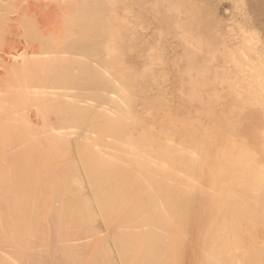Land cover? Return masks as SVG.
Segmentation results:
<instances>
[{"label":"bare ground","instance_id":"1","mask_svg":"<svg viewBox=\"0 0 264 264\" xmlns=\"http://www.w3.org/2000/svg\"><path fill=\"white\" fill-rule=\"evenodd\" d=\"M9 1H10V3H12V0H9ZM9 1L8 2H6V0L4 1V2H6L8 4V7H10ZM28 1H30V0H28ZM78 1L80 2V0H78ZM78 1L76 0V2H78ZM102 1H105L106 4L108 3L110 5H108L109 6L108 10L105 9V11H107V13L104 14V17H101V15H98L99 18L101 17V19H100L101 22H100V24H98L100 26L97 27L99 29H97V28L94 27L93 22H92V24L90 23L91 26L94 27L93 31L96 29L92 33L93 34V39L91 40L90 43L85 44V45H83V43L82 44L79 43L80 46L83 45L82 51H83V54H84V56H83L84 58L81 60L80 64H76V66L73 65V66H75V67H73V70H71L70 72L68 70V73L69 74L64 69H62V70H64V72L63 71L62 72L64 73L63 77H65V78L63 80L61 79V82L62 83L60 85H62V86H57L56 87L57 89L54 88L55 90L49 88V87H51V85L49 86V82H48V79H50L52 77V74H54V72L52 74H50L51 76L50 75L48 76V74L50 73V69L49 68L50 67L53 68L55 66L56 62H57L58 52H56V51L55 52L53 51V53H47V52H49L51 50V47H53L51 45H54V44H50V41H52L51 43H55V44H57L59 42V39L58 38H57L58 39V42H56V40H57V39L55 40V36L56 35L55 36H54V34L52 35L51 32L53 33V31H54V33H55L56 30H58V26L60 27L61 24H65L66 22H64V21L66 20L65 19L66 17L64 18V21L61 20L64 23H60V24H57L56 25V24H54L55 22L54 23L51 22L50 25H49L48 22L49 21H52L55 18L54 15H56V13H54V12L53 13H50V17L51 16H53V17H51L52 20H50V18H49V21L46 20V18H42L43 20H39L40 18L38 19V17H37V15L39 14V12H37L38 14L36 13L37 15L34 13L35 16H36V18H37V21L36 20H33V21H36L38 23L37 25H39V26L36 25L37 27L34 28L35 29V32L37 33L36 29L38 27H39L38 28L39 31L41 32V34H40L41 37L40 36L39 37L36 36V35H38V33L37 34L35 33L36 35L34 37L35 38H42L41 39V42H39L40 45L38 43L35 44V45H37L36 47L39 46L38 47L39 50H41L43 52V54H45L44 55V58L41 56L43 58V62L42 61L41 62H42V64L45 65V67L43 66L42 68H39L38 69L36 66H34V64H36L37 61L35 60L36 58L34 59V57L31 56L32 53H33L32 52V49H34V47L31 46L30 44L29 45L31 47L29 49H31V54L27 55V51L25 53V50H23L21 53H24L27 56L24 55V57H23V55H22L23 58L20 57V56L19 57L22 58L24 62L26 61L27 57H29L27 59V65H28V62L31 59H34V60H31L30 61L31 63L29 62V64H32L31 67H30V65H28V67L27 66L26 67L27 68H29V67L32 68L34 66L33 70H35L37 68L36 70H38V72L37 71H33L32 72V69H31V72L32 73L29 72V74H28V70L26 69L27 70V73L26 74H28V75L25 74V75H23L25 77H23L22 74H20L23 71L22 65L24 66V63L22 62V60L17 62V58L15 59V58L12 57V56L15 55L14 54L15 52H13V55H11L12 52L10 54V51H13L14 50V49H11L12 48V45L14 43L12 44L10 42V40H8L9 38L7 39V37H6V36H8L7 35V31H6V36H5L6 41H4L3 43L0 44V51H1L0 53L2 54V56H0V58L3 57V53L4 52L6 53L8 51L7 55H11V57H4V58H6V59H8V58H11L12 59L13 58L12 60H15L16 61V62L14 61V63H17V65H13V63H12L13 61L10 62L11 59L10 60L8 59V62H9L8 63L6 61V59H4V58H1V59H4V61L7 62V63L0 62V93L1 94L3 93L2 95H0V264H89L91 261L93 262V259H95V261L97 262V264H137V263L139 264V262L141 261V257L143 256L142 253H144V250L142 248L143 245L145 246L144 248H145L146 252L147 251H150L151 248H153V250H154L155 247H159L160 246L162 248V246L165 245L163 242H161V239L164 240L162 237H165L166 238V236H164L163 233H162V237L160 235H158L159 237H161L160 240H159V237L156 236V233L161 234V231L158 232V230H161V226H160L161 223H159V222L162 221V223L165 226V229H167L166 228V225L169 224L168 222H170V224H172L170 220L171 219H174V218H171L170 219L171 215L174 214V216H175V214H177V212H176L177 208H176L175 212L174 211H171L170 216L168 215V213L170 211V210L168 211V206L171 207V204H175V202H173V200L175 201V198L178 197V196L176 197L177 193L174 194L175 195L174 196L175 198L172 197L173 198L172 201H170L171 200V197H167V198H170V200H169L168 203H165V204L163 203L164 206H162L161 203L164 201V198H166V197L161 198V197L158 196L159 198H154V197H147L145 195V194H148V193H150L152 191H155V190H153L154 187H157V190H158V187H160L161 189H163V192L164 191H167V192H171L172 193V190H171L170 184H169V179H170L169 176H171V175L167 174L168 172L165 170V167H168L169 161H171V159L168 160L167 166L164 167V165H163V166L159 167L158 165H155V163H157V162L154 163V161H153L151 163V159L152 158H153V160L157 161L159 159V157H161L162 155H165V157H166V154H168L169 156H173V157L175 155H179L178 157H180V156H185L186 157V155L188 153H190V154L193 153V151L192 152H190V151L188 152L187 151L188 149H190L188 146H191V147L198 146V147H201L199 149H202L203 151H207L208 149H206V147H204L206 150H204V148L202 147L204 143H207L208 144V147L211 144H213V147L211 148V150H212L211 151L212 158H213V156H218L219 159H220L221 154H223V153H224L223 155H225V158H226L225 152H228L229 154H231V152H229V151L232 149V148H230L231 147L230 144H232V143L229 142L230 143L229 144L230 147L229 146H226V147H229L230 149L229 148H226L224 150H221L220 148L218 149L217 148L218 145L216 147V144L214 145V143H216L217 141H222L224 143H227V141L231 137H233L232 139L234 141H236V143L238 144V147H236V149L234 151L232 150L233 152H235L237 154L239 152H241V154H246V156H248L249 159L251 158V160L253 162L257 163V164H258V161H260V162L261 161H264V158H263L264 157V127H263L264 126V96L255 97V99L254 98L251 99L249 97L248 98L242 97L241 96L242 95L241 92H239V91L236 92V90H238V87L230 86L229 81L230 82H233L234 80L233 81L232 80H229L228 77H224V78H227V83L229 84V91L231 89L233 93L230 91L231 92L230 94H232V95H231V100L228 101L229 103L227 104V102H225L228 105V106L226 105L227 107L224 108L223 105H225V103L222 105V107L220 106L222 104V101L223 100H221V98H219V95L218 94H217L218 97L216 96L217 99L214 98L215 91L216 92L218 91V88L217 87H216L217 89H214L213 88L215 91H213V89L211 90V91L214 92L213 98L215 100H210V99H209V101L207 100L210 97V96H208L209 93L207 94V96L206 95L205 96L202 95L203 92H201V91L206 89L205 84H206V79H208V78L205 79L203 77V75L205 76V73L206 74H207V72L209 73V71H208L209 65H211V62H214L215 63V60L214 61H210V62L209 61H206L205 62V66L202 67L203 66L202 65V62H201L202 60H198L197 58H196L198 60L197 62L195 60H193L195 58V56L198 54V52H196V50H199V49L202 50V47L204 48L203 43L204 42L206 43V41H211V40L214 41V43L212 42V44H210L211 46H213V44L216 43L215 40H217V43H216L217 45L216 46H218L219 44L222 43V42H220L221 41L220 39H222V37H225V36H222L221 38H219L220 36L219 37L218 36L217 37L215 36L216 39L214 40L213 38L211 39L206 34V32H208L209 29H212L211 28L212 26L210 27L209 26L210 24L208 25V23H207L208 20L205 21V20L199 19L198 16H197L198 12L201 10L200 9L201 2L199 3L198 1H195V0H102ZM235 1H237V0H235ZM4 2H3V5H4ZM31 2L32 3L34 2L36 4L37 1H32L31 0ZM59 2H60V0H59ZM238 2H240V1H238ZM1 3H0V5H1ZM23 3L24 2H22V3L19 4V6H18L19 9L21 7H24L23 5H25V4H26V7L29 8V6L27 5L28 4L27 1H26V3H24V4ZM71 3H73V2H71ZM71 3H69V4H71ZM247 3H249V1ZM35 4H33V5L35 6ZM140 4H141V7H140ZM245 4H244V6H245ZM251 4H252V2H251ZM11 5H14V4H11ZM43 5L45 6L44 3H43ZM237 5L238 4L236 3V6ZM247 5L248 6H251L250 3L247 4ZM247 5H246V8H247ZM258 5H259V7L261 6L260 4H258ZM262 5H264V3ZM84 6L86 7V5H84ZM105 6L106 5L104 4V7ZM239 6L243 7L242 5H239ZM239 6H237L236 8L237 9L238 8H241ZM8 7H6V6L4 7V8H7L5 11L8 10ZM13 7H15V5ZM26 7L22 8V9H24L25 12H26V10L28 12L30 8L29 9H26ZM62 7H63V5H62ZM71 7H73V6H71ZM76 7H77V5H76ZM138 7L140 9L143 8L144 10H140ZM0 8H1V6H0ZM15 8H13V9L15 10ZM18 8L15 11H16V13L18 11L20 12V13H17L18 14V18H19V15L21 14V11L18 10ZM66 8H70V7L68 6ZM106 8H107V6H106ZM117 8H118V10H115ZM135 8L138 9L139 11H141L140 13H142V14H146L144 11H147V10H148L147 11V15H148L149 10L152 11V13L155 12L156 14L153 15L155 17L156 16H160V15H161L160 17H162V14H163L164 15V18L166 19V20L163 19V20H165L163 22H166L167 23V24L166 23H163V24H166V27L167 28L168 27L170 28V29L169 28L168 29L170 30V33L171 34L172 33L173 34L179 33V34H181L184 37L187 36V35H189V38L188 37L187 38L185 37V39L183 38L184 39V46H183V48H182V45L181 44H179V46L177 47V48H179V47L182 48L183 51L186 50L185 52H187V53L185 55H186V57L189 56L188 58H186L183 55V51L181 50L182 51L181 52L182 55L186 58V62H185V59L182 58L183 56L181 54H180L181 56L178 55L179 56L178 58L180 60L181 59L184 60V62L186 63V64L184 63V65H186L185 68L183 67L184 66L183 63H182V67L180 66L181 68L176 67L178 69L177 71H180V69H183L184 68V71H181V72H183L182 78H181L182 88H181V86L179 88L182 89L181 92L182 91L185 92V96H183L184 93L182 92L183 93L182 94L183 97L180 100L181 101L184 100V102L183 103H181L180 101L179 102L181 104H184V105L181 106L184 109L187 106V105L185 106V104L194 105L195 108L196 107H199V109H197V110L196 109H193V111H192V110H189L188 109L189 108V106H188L187 109L189 111H192V112H188L187 113V112H184L185 110L183 108H181L180 106H177L178 103H179V102H177V103H174L175 106H177V109L180 108L183 111L180 110V109L176 111V108H175L173 102L170 101V99L175 102V99L178 98L177 95L180 92L179 93L176 92L177 95L175 93L174 94H171L172 97L169 100H167V98H169L170 96L167 97V98L165 96L163 97V99L166 98V100L169 101L168 103L172 102V105L175 108L173 110H175L176 112L173 111L172 113H175V114H172V116L165 115V114L163 115L161 113L162 112L161 108L163 109V107H164L163 106L164 104L163 103L162 104L160 103V102H162L161 101L162 99L161 100L158 99L160 102L156 99L157 102H154V103H146L145 102V104L141 101L144 105L138 107L139 104H138V98L137 97L142 94L141 93V90L144 91L145 86H147V83L149 84V82H154L155 81L154 83H157L158 84L160 82H158L157 80L161 79V81H163L162 80V75L160 77L159 74L160 73L161 74H164V72L163 73L160 72L158 74V71H157V70H159V68L163 67L162 66L163 63L162 64L160 62L153 63L154 61L152 63H148V61H147V63H143V61H141V60H144V62H145V60H147V59H142V56L146 54V51L147 52L149 51V53L146 55L148 57V59L156 58V56H155L156 54L154 55V51L158 52L157 50H159V48H162V51H165L163 49V45H164V41H167V40H163V43L162 42L160 43V40H159L160 45L161 44H163V45H161L162 47L159 46V48H158V44L159 43H158V41H155V40L156 39H160V38H158V36H159L158 34L159 33L156 34L157 31H154V30H156V29L157 30L164 29L165 26L164 25L163 26L161 25L159 27V29H158V28H156V27H158L156 25L155 29H154V27H152L154 30H152L150 28L151 29V32L154 31V33H155L154 35H156V36L158 35V36L157 37H154L153 38V41L150 42L149 41L150 39L149 40H147L148 38L146 39V36L148 34H150V32L147 33V35L145 34L146 35L145 36L146 41H149L150 43L148 42L149 44L147 43L146 46L144 48H142L141 53H143V54H142V56H141V54H139L140 57H138L139 55L137 56V52L136 51H137V49H139L138 46H140V44L137 45L138 44L137 43L138 42L137 41V39H138L137 38V35H138V37H141L145 32L144 33H141V35L140 34H137V27H139L140 29H142L141 28L142 25L137 26V23H138L137 21L139 20V18H137V16H140L142 14L137 15V12H136V9ZM243 8H245V7H243ZM260 8H262V7H260ZM134 9H135V11H134ZM242 9H241V11L243 12L245 9H243V10ZM248 9H250V8L248 7L246 10H248ZM262 9H259V10H261L262 13H263L264 7ZM61 10L62 9H60V11ZM91 10L94 11V9H91ZM119 10H120V12H119ZM252 10L255 11L254 9H252ZM24 11H22V12H24ZM30 11H31V9H30ZM56 11H58V10H56ZM64 11L69 12V11H71V9L69 11L68 10H64ZM64 11H63V14H64ZM76 11H80V10L78 9ZM241 11H238V12L241 13ZM8 12H4V13L9 15ZM12 12H13V10H12ZM25 12H24V15L23 16H26L25 15ZM29 12L27 14L28 15H31V13L29 14ZM45 13H47V12L45 11ZM48 13H49V11H48ZM160 13H162V14H160ZM190 13L195 15V17L193 19H191V20H189V16H188V14H190ZM240 13H238V14L241 15ZM248 13L249 12H247V14ZM13 14L15 15V12ZM13 14L10 15V16H8L7 19L9 18L8 20L14 21L15 19H11L14 16ZM22 14H21V16H22ZM41 14H43V13H41ZM41 14H39V15L41 16ZM70 14H72V13H70ZM94 14H97V12H95ZM244 14L246 15V12H244L243 15ZM252 14H253V12L250 14L251 17H252ZM2 15L5 16L4 14H1V16ZM33 16L31 15V18L32 19H33ZM66 16H67V14H66ZM71 16L72 15L68 16V18L71 17ZM79 16H80V13H79ZM247 16L248 15H246V17ZM260 16L263 18L264 15L262 16V14H261ZM5 17H2V18H5ZM42 17H45V16L43 15ZM89 17H91V15ZM89 17L87 15V18H89ZM92 17H93V14H92ZM14 18H16V17H14ZM18 18H17L16 21H18ZM31 18H28V16H27V19L30 20ZM83 18H84V16H83ZM145 18H147V16L146 17L142 16V19H145ZM21 19H23V18H21ZM93 19H95V18H93ZM0 20H2V19H0ZM8 20L5 19V21H8ZM24 20H26V19H24ZM38 20L41 21V22H39ZM73 20L74 19L72 18V22H73ZM147 20H148V18H147ZM159 20L161 21L162 19H159ZM75 21H78L79 22V20H76V19H75ZM144 21H146V20H144ZM144 21L143 20L142 21L139 20V22H144ZM2 22L3 21H0L1 24L4 23V22L3 23ZM22 22H23V20H22ZM27 22L29 23V21H27ZM68 22H69V20H68ZM262 22L264 23V20H262ZM16 23H18V24H16V31H17L18 30L17 26L19 25L20 27L19 26L18 27L21 28L22 23H19V22H16ZM35 23L34 22L32 23L33 24V26L31 25L32 28L34 27ZM9 24L10 23H7V26ZM24 24L26 25V23H24ZM29 24H27L28 25L27 27H29ZM45 24L47 25L48 28L45 26ZM77 24L78 23H76V25ZM82 24H84V22ZM87 24H89V23H87ZM145 24L147 25V23H145ZM145 24H144V26H142L143 27V30H140V31H142V32L145 31L144 30L146 28L145 27L146 26ZM152 24H151L152 26H155L154 23H152ZM155 24H157L156 21H155ZM168 24L172 25L173 27L170 26V25H168ZM68 25H69V23H68ZM151 25H149V27ZM194 25H196L195 26V29H197V28L200 29L201 28V25L204 26V28L203 27L202 28H203V30L205 32L203 31L202 33L203 34L205 33V36L207 35V37L209 39L207 37L206 38L205 37H202L201 38V36L199 35V33L197 31L200 32V31H202V29L195 31ZM241 25L242 24H240V26ZM243 25H244V23H243ZM7 26H6V28H7ZM9 26H8V29L11 27V26L10 27ZM85 26H86V24H85ZM248 26H249L248 28H250V30H247V28L244 29V30H246V32L247 31L248 32L250 31V33H248V34L249 35L250 34L252 35V32H251L252 27H250V25H248ZM66 27L71 28V26H65V28ZM72 27H73V25H72ZM236 27H238V26H236ZM245 27H247V26H245ZM25 28H26V26H25ZM25 28H24V30H25ZM65 28H63V29H65ZM3 29L4 28H1V30H3ZM5 29H4V32H5ZM8 29H6V30H8ZM21 29L23 30V27ZM21 29H19V30H21ZM171 29H172V32H171ZM173 29L176 32H174ZM258 29H257V32L259 31ZM1 30H0V32L4 33ZM33 30L31 29L32 32H34ZM73 30L71 32H73ZM76 30H78V28ZM79 30H81V29H79ZM148 30H149V28H148ZM235 30H236V28H235ZM255 30H256V28H255ZM8 31L11 32L12 30L9 29ZM26 31H23V35L25 33L26 36H27V33H28L29 30L27 32ZM60 31H61V29H60ZM62 31L66 34V32L64 30H62ZM232 31H233V27H232ZM238 31H239V28H238ZM252 31H253V29H252ZM15 32H13L14 34H10V33L9 34L12 35V36L13 35L14 36L15 35L17 36V35H21V33H22L20 31H19L20 32L19 34L18 33H15ZM30 32H29L30 39L27 40L26 43L28 41H29L28 43H30L31 40H35V42L37 41L34 37H33L34 39L32 38L33 33H32V35H30L31 34ZM164 32H165V30H164ZM242 32H243V30H242ZM83 33H84V31H83ZM191 33H194V34L196 33V34H198V36L197 37H194L196 34L195 35L194 34L191 35ZM202 33H200V34L203 35ZM221 33L222 32L217 33V34H221ZM237 33L239 34V32H237ZM253 33H254V31H253ZM261 33H263V32H261ZM65 34L62 35V33H61L62 37L64 36L63 38H65V41L66 40L68 41L69 37H71V36H72L71 38H74V34L72 35L70 33L71 36H69V37L67 36L68 39H66ZM68 34H66V35H68ZM88 34H91V33H88ZM173 34H172V37L173 38L174 37L177 38L178 34H176L177 36L176 35H173ZM232 34L234 35V33H232ZM10 35H9V37H10ZM75 35H77V34H75ZM79 35H78V38H79ZM168 35L169 34H167L164 37H167V39H168V37H170V35L169 36ZM221 35H223V34H221ZM243 35H245V34H242L241 36H243ZM249 35L247 36V34H246V38H248ZM256 35L257 34L255 32V36ZM1 36H2V34H1ZM191 36H193V37H191ZM241 36H238V37H241ZM18 37L19 36H17L16 38L17 39H21V38H18ZM149 37H150V35H149ZM162 37H161V39H162ZM178 37L180 38V36H178ZM11 38H13V37H11ZM24 38L25 37H23V40L25 41L26 38L25 39ZM51 38L54 39V40H52ZM63 38H61V40ZM243 38H241V39H243ZM246 38H245V40H247ZM250 38H251V36H250ZM82 39H84V37ZM85 39H87V38L85 37ZM140 39H141V42H142V40H144V38L143 39L140 38ZM206 39H208V40H206ZM260 39L262 40V37L259 38V40ZM7 40H8V42H7ZM177 40H178V38H177ZM177 40H176V42H177ZM180 40L181 39L178 40L179 43H180ZM218 40H219V43H218ZM251 40H252V38H251ZM254 40L256 41V37L254 38ZM24 41H23V43H24ZM38 41H39V39H38ZM63 41L64 40H62L61 42H63ZM69 41H70V39H69ZM76 41H77V39L75 40V43H76ZM182 41L183 40H181V42ZM262 41H264V40H262ZM0 42H2V41H0ZM243 42H241V43H243ZM20 43H22V42L17 43V47L19 46L18 44H20ZM193 43H195V44L199 43L201 46H198L197 45V47H194L193 46L194 45ZM228 43H226L227 46L230 45L232 42L229 43V44ZM251 43L248 42V43L244 44L245 45V47L243 46L244 49L250 48V45L252 46ZM168 44H170V43H168ZM207 44H209V43H207ZM255 44H257V43H255ZM20 45H22V44H20ZM23 45L25 46L26 44L24 43ZM49 45H50V47H49ZM71 45L72 44L70 43V46ZM165 45H167V42H165ZM240 45H242V44H240ZM136 46H137V49H136ZM257 46L258 45H256V47ZM14 47H16V44L14 45ZM19 47H20V51H21V46H19ZM62 47H63V45L61 46V48ZM68 47H69V45H68ZM74 47H70V48H74ZM234 47L236 48V46H234ZM240 47H242V46H240ZM78 48H79V45H78ZM88 48H90L89 49V53H87ZM205 48H207V47H205ZM208 48L211 49L210 47H208ZM213 48L214 47H212V49ZM253 48H255V47H253ZM258 48H260V46ZM262 48H263V46H262ZM15 49H17V48H15ZM22 49H25V47L22 48ZM36 49H34V50H36ZM54 49L56 50L57 48H54ZM165 49H167V48H165ZM26 50H28V49H26ZM73 50L75 51V49H73ZM211 50H208V52L211 51ZM215 50H218V51H215L217 53V55H218V52H220L219 49H217V47H216ZM241 50H243V49H241ZM250 50H253V49H250ZM263 50H264V48H263ZM16 51H17V53L19 52V50H16ZM41 51H40V53H42ZM61 51H62V49H61ZM64 51H65V49H64ZM71 51H72V49H71ZM71 51L68 50V53L71 52ZM203 51L201 53L202 54H205ZM261 51L262 50H260L259 52H261ZM138 52H140V51L138 50ZM144 52H145V54H144ZM222 52L223 51H221V53ZM247 52L248 51H246V53ZM36 53L38 54V52H36ZM134 53H136V55ZM161 53L163 54L165 52H161ZM167 53L168 52L166 51V54ZM172 53L173 52H171V54ZM230 53L232 54V52H230ZM240 53H237V54L240 55ZM256 53H257V51H256ZM33 54H35V52ZM70 54H68V55H70ZM72 54H74V53H72ZM162 54H161V56H162ZM209 54L210 53H208L207 56ZM235 54H236V51H235ZM261 54H263V51H262ZM163 55H165V54H163ZM167 55L168 56H171L170 53H168ZM247 55H249V54H247ZM4 56H6V55L4 54ZM62 56H64V55H62ZM66 56H67V54H66ZM66 56H64V57H66ZM74 56H75V54H74ZM146 56H144V58H146ZM207 56H206V58H207ZM211 56H213V55H211ZM214 56H215V54H214ZM17 57H18V55H17ZM41 57H40V59H42ZM204 57L205 56H203V58ZM209 57H210V55H209ZM255 57H257V56H255ZM37 58H39V57L37 56ZM68 58H69V56H68ZM198 58H200V56ZM206 58H204V60ZM213 58H215V57H212V59ZM228 58H230V57H228ZM233 58L234 57H232V59ZM238 58L240 59V57H238ZM248 58H250V56H248ZM1 59H0V61H1ZM78 59H79V57H78ZM189 59L191 61H189ZM200 59H202V58H200ZM215 59H217V58H215ZM257 59L258 58H253L252 57V61L253 62L256 61ZM72 60L73 59H71L70 61H72ZM165 60H166V63L169 65V63L167 62L168 61L167 58ZM180 60H179V62H180ZM233 60H232V62H233ZM245 60H246V57H244V61ZM33 61H34V64L32 63ZM171 61H172V64H173L174 61L173 60H171ZM220 61H222V59ZM20 62L23 63V64L22 65L21 64L19 65L18 63H20ZM41 62H40V64H41ZM187 62H189V63L187 64ZM259 62H261V61H258L257 62L258 65H261V67H262V64H261L262 62L261 63H259ZM63 63H65V62H63ZM66 63H68V61ZM166 63H164V65ZM175 63H178V62L175 61ZM175 63L172 66H176L177 64L175 65ZM240 63H241V61H240ZM242 63H243V65L245 64V67H246V64L247 63H250V59H249V62L247 61V63H246V61H245V62H242ZM59 64L60 63L58 62V65ZM216 64H217V60H216ZM218 64H219V62H218ZM251 64H253V63H251ZM36 65L40 66L39 65V62ZM60 65H62V64H60ZM67 65H66V68L65 69H68L67 68ZM168 65L166 66L167 68H168ZM13 66H15V67H13ZM46 66H48L49 68L46 67ZM71 66L72 65H70V67ZM253 66L250 65V67H252V68H253ZM62 67H65V66H62ZM217 67H219V66L217 65ZM12 68H14V69H12ZM46 68H48V69H46ZM57 68H55V69H57ZM174 68L172 67L173 71H172L171 68H169V71L168 72L170 73V70H171V74L174 73V70H175ZM213 68H210V73H211V69H213ZM219 68H221V67H219ZM263 68H264V66H263ZM10 69H12V71L15 70L16 76H13V75H12V77L10 76V74H11L10 73V71H11ZM162 69H161V71H162ZM257 69H259V67ZM48 70H49V72H47ZM261 71H262V69H261ZM51 72H52V70H51ZM176 72L174 73L175 75H176ZM234 72H236V71H234ZM22 73H24V72H22ZM236 73H237V76H239L238 75V72H236ZM255 73L256 72H254V74ZM18 74H20V75L18 76ZM171 74H169V75H171ZM212 74H213V72H212ZM261 74H262V72H261ZM218 75H220V74H218ZM157 76H159L160 78L157 77ZM227 76H229V74ZM248 76L249 75H247L246 77L249 78ZM60 77H62V76H60ZM177 77H178V75H177ZM233 77L234 76H232L230 79H232ZM257 77H259V76H257ZM55 78L57 79V77H55ZM215 78H213V79H215V81H216V84H215L216 86H219V85L221 86L222 85L221 83H223V81L226 80V79L225 80L224 79L223 80H220L221 82L218 84L217 83V80L219 81V79L217 77H215ZM251 78H252V76H251ZM56 79H54V80L56 81ZM168 79L170 80V78H168ZM213 79H211V81ZM11 80H13L14 82H12ZM51 80H53V79L51 78ZM166 80L167 79H165L164 81H166ZM59 81H60V79H59ZM177 81H178V79H177ZM258 81H262L263 84L261 85V82H258L260 84L256 88H258L260 91L261 90L264 91V78L263 79H259ZM50 82L52 83V81H50ZM56 82H58V81H56ZM214 82H212L211 84H213ZM58 83H57V85H58ZM154 83H152L153 86H155ZM164 83L166 84V82H164ZM207 83H208V81H207ZM250 83L252 84V82H250ZM255 83L256 82H254V85H255ZM157 84L155 86V89L158 86ZM168 84H169V82H168ZM177 84H176V87L175 88L178 87ZM54 85L52 84V86H54ZM179 85H181V84L179 83ZM222 86H224V85H222ZM225 86H228V85L226 84ZM225 86H224V89L226 90ZM46 87H48L50 90H48V88L46 90L45 89ZM165 87H166V85H165ZM212 87H213V85L211 86V88ZM152 88H154V87H152ZM168 88H169V86H168ZM211 88L208 87V89H211ZM244 88L247 91H250L249 93L251 94V90H249V89H252L253 86L247 85ZM33 89L34 90H37V91L34 92V91H32ZM167 90H165V91L169 92V89H167ZM21 91H23L24 92V95H26V96L31 91L34 92V93H37L36 95H34L33 93L31 95L37 96L38 93L42 91L43 94H41L42 92L39 93L40 97H41V95H45L46 94L47 96L45 95L46 97L44 96L45 97L44 99L46 101H49V103H50V101H54V100L57 101L58 98H61V96H64V99L61 98L64 101V103H60V104H64L67 107V109L65 111L63 109L64 112L63 113H59V114H58L57 111H54V113L56 112L58 114V115L55 114L54 116H56V117H54L53 114L50 115V112L48 110L53 111V110H55L57 108H55L53 110H51L52 108H49V109L47 108L48 106L49 107L50 106H53V105H51V103L49 105V103H46V101L44 100L45 103L43 102L42 105L40 103L38 104V105H40L38 109L36 107H33L31 105L32 107L30 106L31 108L29 110L26 107L29 106L30 104L29 105L27 104V106H25V108H26L25 109L24 106H23L25 103L22 104L21 101H20V99H19L20 103L22 104L20 106L22 107V109L24 108V110H21L20 109L21 111L20 110H17V111L15 110L14 111L15 107L18 104L15 101L14 102H15V105L16 106L14 107V109L10 108L12 111L9 108H8L9 110H6L7 107H9L10 105H12L11 104V101L13 102V100L15 98L18 99L20 97L19 94H20ZM146 91H147V93H145V94L148 95V89ZM161 91H163V90H161ZM161 91H158V92L160 93ZM178 91H180V90L178 89ZM208 91L210 92V90H208ZM15 92L18 93L19 96L18 97H15L13 99L12 96L14 94H16ZM222 92H223V89H222ZM238 92L241 93V94H237ZM253 92H256V91H253ZM163 93H164V91H163ZM163 93L161 92V94H163ZM210 93H211V95L213 94L212 92H210ZM166 94H164V95H166ZM168 94H170V93H168ZM255 94H257V93H254L253 95H255ZM39 95H38V97H39ZM151 95H153V93L150 94L149 96H151ZM173 95H176L177 97L175 96V99H172V98H174ZM34 96H31V97L33 98ZM58 96H60V97H58ZM225 97L228 98L227 95H225ZM20 98H22L21 100L23 102V98H25V97H20ZM35 98H37V97H35ZM25 99H24V101H25ZM257 99H260V102H257L256 101ZM26 100H27L26 103H29V101H31V99L29 101H28V99H26ZM39 100L41 101V99L38 98V101ZM35 101H36V99H35ZM163 102H164V100H163ZM37 103L38 102L36 101V102H34L32 104H35V106H37L36 105ZM52 103L54 104V102H52ZM164 103L166 104V102H164ZM168 103H167V105H168L167 107H172V106H169L171 104H168ZM45 104H47V105H45ZM55 104L58 105V102L55 103ZM64 105H61V106L64 107ZM20 106H17V107H20ZM61 106L59 108H61ZM45 107L48 109V110L46 109L47 112H46V110H44ZM32 108H36V110H34L36 112L33 111L35 113L34 115L32 114V110H31ZM26 110H29V111H26ZM166 110H167V108H166ZM194 110H196V111H194ZM51 113H53V112H51ZM52 117L57 118V119L56 120H53ZM52 121H57L58 124L60 122V125H61V122H63L62 124H64V125L63 126H58V125L57 126H54L53 124H51L53 126H49V125L44 126L45 123H47V122L53 123ZM32 122H34L36 124H34V125L32 124L30 126H27V124L32 123ZM258 124H260V126ZM153 126H161V127L162 126H164V127L166 126L167 128H160V127L155 128ZM175 126H179L181 131L178 128L176 129ZM181 126H183L182 129H181ZM184 126H186V127H184ZM190 126H198V127L190 128ZM202 126H206V127H202ZM228 126H230V127H228ZM237 126H240V127L238 128ZM244 126H246V131L249 132V134L246 132L248 134V136H243V132H245V131H243L241 129H244ZM247 126H249V127L252 126L253 129H255V127H253V126H259V128L261 127L262 132L260 130V132L257 134L256 132H258V131L257 130L256 131L254 130V133L256 135L255 136L254 133L252 132L253 129L251 128L252 130H250V128L247 127ZM187 127H189V128H187ZM158 128H160V129H158ZM247 128H248V130H247ZM257 128L258 127H256V129ZM259 128H258V130H259ZM241 131H243V132H241ZM250 131H251V134H250ZM176 134H177V136H175ZM244 135H245V133H244ZM251 135H254V136L252 137ZM174 137H179V139H180L179 141H177V138L175 140L178 143L180 142V144L182 145V147H180V148L178 147V148H175V149L174 148H171V146L174 145V144L171 145V142H172L171 140H173ZM175 140H174V142H175ZM242 141H244V142L246 141V143H245L246 145H249L250 144L249 145L250 146V150H249V147L247 149L245 147V149H246V151H245V149H244V145L245 144ZM247 142H254V143L257 142V143H255L256 144L255 145V144L247 143ZM217 143H219V142H217ZM221 143H220V146L219 147H221ZM181 145H179V146H181ZM253 145H255V147ZM155 146L158 147L157 150L154 148ZM176 146H178V145H176ZM204 146H206V145H204ZM223 146H225V145H223ZM235 146H236V144H235ZM242 148L244 149V151L242 150ZM165 150H168L167 151L168 153L165 152ZM192 150H194V149H192ZM197 150H198V148H197ZM173 151H175L174 154H172ZM197 152H199V151H197ZM228 153H227V155H228ZM197 154H196V156H197ZM198 155H200V154H198ZM207 155L209 157L210 153H203L200 156H204L203 158H205V156H207ZM157 156H158V159L156 158L157 159L156 160L154 157H157ZM238 156H239V154H238ZM35 157H37V159H38V161H37L38 162L37 163L38 165L35 164L36 163L34 161ZM178 157L177 158L174 157V158H176L177 161H179L181 158H178ZM234 157H237V156H234ZM141 158H142V160H140ZM174 158L172 160H174ZM186 158L188 160V157H186ZM190 158L191 157H189V159ZM194 158L195 157H193V159ZM227 158H228V160L230 159L229 157H227ZM242 158H243V156H242ZM219 159H217V161H219ZM244 159L247 160V158H244ZM76 160L80 164L78 166L80 167V170H82V174L81 175L84 174L83 177L80 175L79 169L77 168V166H76V164L74 162ZM162 160H164V159H161V161ZM231 160H233V159H231ZM185 161H186V159H185ZM196 161H198V160H196ZM236 161H238V160H235V162ZM239 161H241V160H239ZM239 161L237 163H239ZM164 162H166V161L164 160ZM186 162L188 163L189 161H186ZM191 162H192V160H191ZM225 162L227 163V160ZM178 163L181 164V162H178ZM194 163H196V162H194ZM198 163H200V162H198ZM228 163H229V161H228ZM228 163H227V165H228ZM237 163L235 164L236 167H238L237 166ZM242 163L244 165L246 163V161H245V163H244V161ZM262 163H260V165ZM193 164L192 163L190 164V168H191V171L195 172L194 169H193V166H192ZM239 164L242 165L241 163H239ZM159 165H161V164H159ZM170 165L171 166L172 165L174 166L175 163L172 161V164L170 162ZM181 165L187 166L186 163H184V164L182 163ZM203 165H204V163H203ZM248 165H249V163H248ZM62 166L66 167L68 169V172H70V174L67 173V174L63 175L64 173H62L61 171H58L59 167H62ZM157 166H158V168H157ZM245 166L246 165H244V167ZM255 166H256V164H255ZM228 167H230V166H228ZM244 167H242V168H244ZM190 168L188 167L187 169L190 170ZM203 168H204V166H203ZM223 168H224V166H223ZM232 168H234V167H232ZM245 168H249V167H245ZM245 168L243 169V171L245 170ZM208 169L206 171L210 173L211 169H210V171ZM249 169H251V168H249ZM249 169H247V170H249ZM253 169L254 168H252V170ZM260 169H264V167L261 168V166H260ZM260 169L259 170H256L257 173L258 172H261ZM200 170H202V169H200ZM216 170H217V172H219L218 169H215V171ZM234 170H235V168L232 169L231 171L229 170V172H227V171L226 172L227 173H230V172L233 173ZM172 171H170V172H172ZM250 171L251 170H249L247 172H250ZM180 172H182V171H180ZM196 172H197V168H196ZM202 172L205 173V171H202ZM238 172H239V170H237V172H235V173H238ZM240 172H242V171H240ZM245 172H246V170H245ZM185 173H186V171H185ZM222 173H224V170L221 172V175H219V176H222ZM242 173H238V175H237L238 177L237 178H239V176L242 175ZM161 174L162 175L167 174L164 177L166 178L168 176V178L167 179L162 178V180L161 179H158V178H161V177H158ZM178 174H179V172H178ZM194 174H196V173H194ZM194 174L189 175V176H194ZM198 174H200V171L198 172ZM244 174H243V176H244ZM248 174H245L246 177L247 176L249 177ZM229 175H231V173L228 174V176ZM173 176H175V174H173ZM178 176L180 178L181 175H178ZM178 176L177 177H173L172 179L176 178L178 180ZM207 176H208V173H207V175L205 174V179H204V177L202 175L203 178L201 177L202 178L201 181H197V180L200 179L199 177H197L196 181H197V183L200 182V184H201L202 187L207 185V186H209V188H211L212 186H210V185L213 182H211V184L209 183V185L206 184V182H208L207 179L210 178V177H207ZM219 176L217 178H219ZM224 176L225 175L223 174V178H224ZM243 176H241V177H243ZM252 176L254 177V175H252ZM263 176H264V174H263ZM263 176H261V178ZM183 177L184 176H182L181 178H183ZM233 177H236V176L234 175ZM233 177H231V180L234 179ZM241 177H240V179H241ZM185 178H187V176ZM251 178H250V180H252ZM211 179H212V177H211ZM219 179L221 180V178H219ZM247 179H246V182H247ZM215 180H216V178H215ZM227 180H228V178H227ZM227 180H226V182H227ZM209 181H211V180L209 179ZM212 181H214V180H212ZM217 181H218V179H217ZM241 181H242V179H241ZM85 182L88 185V189L85 188ZM176 182H181V180L176 181ZM191 182L192 181H190V183ZM236 182H238V180ZM248 182H247V184H248ZM203 183H205L206 185L205 184L202 185ZM241 183H240V185H241ZM261 183L264 184L263 182H261ZM179 184L178 183H175V184L173 183V185H178V186H179ZM182 184H183V181H182ZM192 184H193V182H192ZM192 184H191V188H192ZM87 185H86V187H87ZM212 185H213V188H211L210 191L215 188L214 183ZM222 185H225V184H222ZM248 185H250V184H248ZM189 186H190V184H189ZM227 186H229V182H228V185ZM243 186H244V184H243ZM243 186H241L240 188H242ZM224 187L225 186H223L222 188H224ZM230 187L232 188V186H230ZM236 187L237 186H234L235 189H237L239 186L237 188ZM244 187H246V185ZM261 187L264 188L263 185H261ZM174 188H175V186H174ZM174 188H173V190H174ZM185 188L186 187H184V189ZM195 188H197L196 183H195L194 189ZM203 188H204V190H206L207 187H203ZM227 188H225V189L227 190ZM257 188H258V186H257ZM262 188H260V189L263 191ZM188 190H190V189L188 188ZM242 190H243V193L245 192V195H246L247 192L244 191L245 189L243 188L240 191L242 192ZM141 191L144 193V196H143V193ZM186 191H185V193H186ZM193 191L195 192V190H193ZM197 191H198V193H201L200 192L201 189H200V191H199V189ZM207 191H209V190L207 189ZM207 191H203V192H207ZM225 191L222 192V190H221V192L223 193L222 194L220 192L221 195L226 194ZM256 191L257 190H255V192ZM156 192L157 191H155V193ZM167 192H165V193H167ZM191 192H192V189H191ZM213 192H214V190H213ZM241 192H240V195L243 196V194H241ZM183 193H184V191H183ZM207 193L206 194L203 193V194H205L207 196V195H209ZM227 193L229 194V192H227ZM235 193H236V190H235ZM157 194L158 193H156V195ZM170 194L167 195V196H170ZM184 194H182L181 197H184L183 196ZM231 194L232 193H230L229 195L232 196ZM238 194L239 193H237V195ZM263 194H260L259 197H262ZM211 195H212V197H214L213 196L214 194L212 192H211ZM215 195H218V193L216 191H215ZM256 195H257V193H256ZM225 196L226 195H224L222 197H225ZM234 196H236V195H234ZM234 196H232V197L234 198ZM189 197H191V196H189ZM197 197H198V199H200L199 196H197ZM207 197H205V198L202 197L201 199H205L206 200ZM216 197L218 198L219 196H216ZM240 197H239V199H240ZM208 198H207V200H208ZM233 198H232V200H233ZM244 198H246V197H244ZM253 198H255V197L253 196ZM75 199H77L78 202H80V204H81L80 206L83 208L82 210L84 211V214L82 213L81 216L78 215V218L77 219H74L73 216L70 215L71 213L72 214L74 213L73 210H70L71 207L70 206H68V207L66 206L65 207L63 205L64 202H66V200H68V202H69L71 200L72 201L73 200L75 201ZM91 199H92V202H93L95 208L91 207L92 206L91 205V202H90ZM212 199H209V201L211 200V202H212ZM249 199L251 200L252 197H250ZM180 200H183L184 201V199H180ZM215 200H216V198H215ZM244 200H247V198L244 199ZM261 200H260V202H261ZM61 201H64L63 204H61ZM167 201H168V199H166V202ZM191 201H193V200H191ZM194 201H195V199H194ZM240 201L242 202L243 200H240ZM240 201H238V202H240ZM193 202H191V203L193 204ZM199 202H200L199 203L200 205L203 203L202 200L201 201L199 200ZM221 202H222V205H223V201H221ZM226 202H227V200H226ZM241 202H240V204H241ZM248 202H245V203L247 204ZM262 202H263V200H262ZM262 202H261V206H262ZM43 203H45L46 205L43 204ZM169 203H171V204H169ZM197 203H198V201H197ZM206 203H208V201ZM229 203H231L232 206L234 205L233 204L234 202H231V200H230ZM74 204L76 205L75 202H74ZM78 204L79 203H77V205ZM199 204H197V205H199ZM231 204H229V205L231 206ZM237 204H239V203H237ZM237 204H235V205H237ZM72 205H73V203H72ZM77 205H76V207H77ZM165 205L167 207V213H166V210L165 209L163 211V208H166ZM185 205H187V204H185ZM195 205L196 204L192 205V207L193 206L195 207ZM216 205H220V203L218 202ZM224 205L226 206V204H224ZM239 205H238V207H239L238 212L240 211V209L244 211V209L241 208L242 206L240 207ZM243 205L245 206V204H243ZM250 205L251 204L249 202V206L248 207H251V209H252V206H250ZM255 205L257 206V204H255ZM209 206H210V204H208V207H207V205L205 207H207L209 209ZM214 206H215V203H214ZM227 206H228V203H227ZM230 206H228V208ZM253 206H254V204H253ZM78 208H80V207L78 206ZM212 208L213 207H211V209ZM224 208L225 207L221 208V210L224 209ZM256 208H254V209L255 210H258V208L257 209ZM262 208H263V214H264V205H263ZM75 209H77V208H75ZM189 209L190 208H188V210ZM194 209H191V210H194ZM180 210H182V209H180ZM197 210L196 211H197L198 214L202 211L201 210L199 212V209H197ZM229 210H231V208L228 209V211ZM70 211H71V213H70ZM196 211L194 210V213ZM178 212H179V214L181 213L179 210H178ZM205 212H207V211H205ZM210 212H212V211H210ZM236 212H237V210H236ZM254 212H256V211H254ZM191 213L192 212H190V214ZM194 213H192V214L194 215ZM218 213L219 212H217V214ZM222 213H223V211H222ZM225 213L228 214L227 211ZM225 213H224V215H225ZM242 213H241V215H242ZM182 214H184V213H182ZM182 214L179 216V218L181 216H183ZM192 214H191V216H193ZM251 214H253V213H251ZM196 215H194V216L196 217ZM208 215H209V213L207 214V216ZM245 215H247V214H245ZM76 216H74V217H76ZM185 216H187V215H185ZM185 216H183V217H185ZM194 216H193V218H194ZM228 216L231 217L230 220L233 222V219L234 218H232V216H230V215H228ZM238 216L239 215H237V218H238ZM243 216H244V214H243ZM43 217L46 218L45 221H43ZM52 217L54 219L53 222H52L53 225H54L53 232L55 233L54 235H55L56 241H58L57 244H56L57 248H55V249L53 248V250H51V251H54V252H51L52 254L53 253H56V252L58 254H53V255L51 253L49 254L47 252V250H49V247L47 245H48V241H49L48 240V237H49L48 235H50L48 233H50V230H48V232L46 233L47 234L46 236H45L44 233H43L44 235L41 233L42 231L40 232L42 235L39 233V237H37L36 236V233H35V232L38 233L40 231V230L37 231V228L41 227L42 222H44L43 225L45 224L46 225V228H49L50 225L48 223L50 222L49 220L52 219ZM189 217L190 216H188V218ZM199 217H201V213H200V216ZM205 217H206V215H205ZM260 217H262V216H260ZM203 218H204V216H203ZM206 218H204V219H206ZM208 218H211V217H208ZM212 218H214V217H212ZM218 218H219V216H218ZM244 218H246V217H244ZM81 219L82 220L89 219V222H87V221H84V222H86V227L89 226V224H91L92 227L89 226V229L88 230L86 228L85 229L88 231V234H89V231L92 234L93 233L95 234V235L94 234L93 235L96 236L95 238L97 239V245H95L96 243H94L93 246H95V247L97 246V249L95 247H93L92 245H90L91 243L93 244V242H89V241H87V243L85 241L86 248L85 249L83 248V250H78L77 248H74L73 247V245L74 246L76 245V244H74L73 241H75L74 240L75 239V236H77V232H79V231H77L79 229V226L76 229L74 226L72 227V224L74 222H76V223L79 224L80 223L79 221H81ZM177 219H178V217H176V220ZM196 219H197V217L195 219H193V220H196ZM221 219L219 220V223L222 221ZM223 219H225V218H223ZM242 219H243V217H242ZM257 219L260 220L258 217H257ZM262 219L264 220V218H262ZM178 220L180 221V219H178ZM218 220H216L215 222H217ZM249 220H251V218H249L248 221ZM199 221H197V223H196V221L195 222L194 221L192 222V223H195L196 224L194 226L195 229L198 228V227H200L201 224H199ZM204 221H207V220H204ZM239 221H242V220L240 219ZM239 221H237V222H239ZM245 221H247V220L243 219V222H244V225L243 226L248 225L247 222H245ZM234 222H236V221L234 220ZM87 223H89V224L87 225ZM187 223H191V220H190V222L188 221ZM192 223L191 224H188V225L189 226L194 225ZM205 223L207 225V222H205ZM227 223H228V221H227ZM84 224L85 223H83V225ZM156 224L158 225V227L160 226V229H158V227H156ZM183 224H184V222H183ZM215 224L217 225V223H215ZM228 224L230 226V223H228ZM232 224H234V223H231V225ZM249 224H250V221H249ZM259 224H260V222L257 225H259ZM83 225H80L81 229L83 228ZM100 225L103 226L104 230L100 229ZM154 225H155L154 228H156L158 230H157V232H154L155 233V237L151 238L152 236H154V233H153V230H152V233H153L152 234L150 232V229H153L152 227ZM197 225H199V226L196 227ZM216 225H215V228H216ZM236 225H238V223H236L234 225V227ZM170 226L171 225L168 226L169 227L168 229H170V231H172L173 230L172 229V226H174V225L172 224V226L171 227ZM175 226H176V223H175ZM179 226H177V228H179ZM203 226L204 225H201V227H203ZM224 226H225V224L223 225V227ZM44 227L45 226H42V230H43ZM71 227H72V230L76 229L77 232H72L70 230ZM90 227H91V230H90ZM182 227H183V225H182ZM186 227L187 226H185L183 228L185 229ZM194 227L192 228V230H191V227L189 228L190 229L189 231H191L190 232V234H191V236H190L191 237V240H189L190 242L188 241V238H189V235L190 234L187 232L189 235L186 236L187 233L185 232V235H184L185 237H187V238H185V237L184 238L187 239L188 246H186L187 245L186 241L185 240H181L182 237L181 238L179 237L181 235L180 233L184 232V231H182V232L180 231L182 228L179 229V232H180L179 234L180 235L177 236V237H178V240L180 239L179 242L184 241L186 243V244L183 243V245H182V246H186L187 247V248L185 247L186 250H189L188 247L191 245L190 243L193 241L192 240L193 239L192 238L193 237L192 232H193V230H195ZM238 227H241L240 229H242V226H240V224H239ZM246 227L249 228L250 225L249 226H246ZM46 228H44L45 231H47ZM208 228H209V226H208ZM212 228H214L213 225H212ZM235 228H237V227H235ZM259 228H261V227H259ZM262 228H264V226ZM39 229H41V228H39ZM85 229H84V231H85ZM156 229L154 231H156ZM165 229L163 228L164 231H166ZM204 229L206 230V227ZM240 229L239 228L238 229H235L236 232L233 231L235 233V235L236 234H239V232H240L239 230ZM186 230H188V228H186ZM199 230H201V228ZM199 230L197 229V230H195L196 232L194 231V233H195L194 236L195 237H196V235L197 236L199 235V233H200ZM209 230H212V229L209 228ZM218 230H217V235L216 234L215 235L213 234V236L217 237V240H216L215 237H212V236L210 237L211 240L218 241V235H219ZM220 230H221V228H220ZM224 230L226 231L227 229H225V227H224ZM232 230H233V226H232ZM232 230L230 229L231 232H232ZM242 230L244 231V229H242ZM257 230H260V229H257ZM263 230L264 229L261 230V233H264V232H262ZM84 231H82V232H84ZM176 231L178 232V229ZM221 231H223V230H221ZM225 231H223V233H226ZM251 231H253V230H251ZM177 232H176V234H177ZM202 232H201V234H202ZM233 232H232V234H233ZM247 232H250V229L247 230ZM247 232H246V234H247ZM85 233H86V231H85ZM150 233H151V235H150ZM169 233H171V232H169ZM206 233H208V232L206 231ZM209 233L211 235L212 232L210 231ZM261 233L259 231L258 235H260ZM34 234H35L36 237H34ZM171 234H174V233H171ZM221 234L222 233L220 232V235ZM255 234H257L256 231H255L254 234H251V236L254 235L255 238H256L257 235H255ZM83 235L85 237L87 236L84 233H83ZM166 235H167V237L170 238V235L168 233ZM204 235H205L204 237H206V234H204ZM208 235L209 234H207V236ZM220 235H219V237H222ZM231 235H229V236H231ZM235 235H234V239H236ZM242 235H243V238H244L245 233L242 232ZM260 236H261V238L264 239V236H262V234ZM156 237L158 238V240L161 243H163V245L162 244H159L158 243V240H155L154 239ZM174 237H176V236H174ZM177 237H176V239L175 238L174 239L177 240ZM92 238H93V236H92ZM92 238H91V240H92ZM95 238H93V239H95ZM197 238L198 237H196V239ZM199 238H201V236ZM212 238H215V239H212ZM251 238H250V243H251ZM196 239H194V240L196 241V243H198L197 241L199 239L198 240H196ZM263 239H262V244L261 243L260 244L263 245V247H264V244H263L264 243L263 242L264 240ZM51 240L53 241V239H51ZM77 240H78V238H77ZM83 240H85V239H83ZM175 240L173 242L174 243L173 244L174 247H176V241ZM204 240H206V239H204ZM224 240H227V239L224 238ZM224 240L219 241V243L222 242V244H223ZM241 240H242V237L239 239V241L241 242ZM254 240H256V239H254ZM254 240H252L253 241V245H256L257 246L258 242L255 241L257 243L254 244ZM171 241H173V240H171ZM202 241H203V238H202L201 242ZM213 241H209L208 240V242L214 243ZM236 241H238V237H237ZM243 241L244 242L247 241V238H246V240H243ZM258 241H260V238H259ZM94 242H96V240H94ZM167 242H168V240H167ZM179 242H177V245L179 244ZM240 242H239L238 245H240ZM247 242L249 243V241H247ZM169 243H171V242H169ZM192 243L194 244V242H192ZM196 243H195L194 247L195 246L197 247L198 244H196ZM219 243L217 242V244L220 246L221 244H219ZM248 243H246V245H245L246 247L249 246L250 243L249 244ZM204 244L205 245H208V243L206 244L205 241L203 243V246H204ZM217 244L216 245L214 244L215 247L217 246ZM226 244H228L227 246H229V247H227ZM226 244H224V245L227 248H230V246L231 247L233 246V245H230V244H233V242L230 243L228 241V243H226ZM85 245H83L82 247H84ZM173 245L171 244V246H173ZM241 245H242V243H241ZM251 245H250V248L252 247V250H253L252 255L249 254V251L246 252V253L249 254L248 256L251 255L250 258H254L255 261L258 259L259 263L261 264V259L264 256V254H263V256H261L262 254L260 255V258L261 259L259 258V256L257 257L256 252L254 253V251L257 250V247L254 250L253 249V246H251ZM77 246H78V244H77ZM191 246L193 247V245H191ZM200 246H202V244ZM200 246L197 247L198 250H200L199 249ZM211 246H212V244L210 245V247ZM221 246H223V245H221ZM160 247L158 248L159 251H160ZM168 247H169V244H168ZM196 247L194 248L195 250H196ZM210 247L209 248L206 247L207 248L206 251H205L206 254H208L207 253V250L210 249ZM220 247L219 248L216 247L215 249H218V252H219V249L221 250ZM243 247H242V249L244 250ZM246 247H245V249L247 250L248 248H246ZM94 248H95V250H94ZM181 248H184V247H181ZM235 248L236 247H234V249ZM254 248H255V246H254ZM158 249H155V250L158 252ZM215 249L213 251V249L211 248L212 252H211V256H209V259H210V257H212V260L213 259H215V260H213V262H210V263L209 262H206L205 264H207V263H209V264H217V262H218V259L217 258H221V257H218L217 251ZM222 249H223V247H222ZM237 249L238 248H236V251H238ZM153 250H152V252H153ZM174 250H172V252ZM180 250H183V249H180ZM232 250H233V248H232ZM239 250H241V249H239ZM259 250L261 252L263 251V250H261V247L259 248ZM165 251L166 250H164V252ZM200 251H202V248H201ZM172 252H170V253L172 254ZM187 252L188 251H185V252L183 251L182 253L179 252V254H178V252L176 250L175 253L177 254V256L179 255V258L178 257H174V258L175 259L177 258V261L179 262L181 260L180 257H182L183 253H186V254L190 253V252H188V253ZM193 252H191L192 253V256H193ZM228 252L231 253V251H229V250H228ZM228 252H227V255H226L227 257L229 255ZM238 252H240V251H238ZM259 252H257V254ZM140 253H141V256H140ZM151 253H150V255L153 256V254H151ZM170 253L169 254L166 253V255L169 257ZM196 253H197V251L194 252V254H196ZM243 253H245V252L243 251ZM243 253H242V257H244ZM154 254H156V253H154ZM180 254H182V255H180ZM190 254H188V255H190ZM200 254H199V256H200ZM253 254H254V256H253ZM164 255H163V257H164ZM166 255H165V257H167ZM172 255H174V253ZM158 256H159V254H157L156 256H154V258H156ZM161 256H162V254H161ZM161 256H159V257L161 258ZM192 256L190 255V258ZM204 256H205V254H204ZM232 256L233 255L230 254V257H232ZM248 256L247 257H244V258H246V260L245 259L244 260L242 259V261L244 262V264H246L245 261L248 263L247 260L250 259ZM159 257H158V259H159ZM196 257H194V258L192 257L194 262H192V261H189V262H192L193 264L194 263H196V264L200 263L198 261V257L197 258ZM201 257H203V256H201ZM227 257H225V258L228 259ZM255 257H257V258H255ZM147 258H144V259H147ZM154 258H152V259H154ZM171 258L170 257L167 258L169 260V262L167 260V262L169 264H170V259ZM184 258L186 259L185 255H184V257H182V259H184ZM233 258H232V260L229 259V261H231V262L234 261ZM240 258L241 257L239 256V259ZM149 259H151V258H149ZM194 259H197V260H194ZM254 259H253V262H254ZM202 260H204V259H202ZM220 260H223V259H220ZM159 261H161V260H159ZM200 261H201V259H200ZM223 261H225V260H223ZM227 261H225V262L227 263ZM203 262L204 261H202V263ZM231 262H230V264H231ZM253 262H252V264L255 263V262L254 263ZM94 263L95 262H93V264ZM140 263L143 264V262H140ZM220 263L221 264L222 263L223 264H226L224 262H220ZM240 263H241V261H240ZM90 264H92V263H90ZM179 264H180V262H179ZM181 264H183V262ZM262 264H263V261H262Z\"/></svg>","mask_w":264,"mask_h":264},{"label":"rangeland","instance_id":"2","mask_svg":"<svg viewBox=\"0 0 264 264\" xmlns=\"http://www.w3.org/2000/svg\"><path fill=\"white\" fill-rule=\"evenodd\" d=\"M4 1H5V0H1V1H0V3L2 2L1 5H0L1 8H2V9L0 8V12H1V13H0V19H2V20H0V21H3V22H4V23L2 22L3 24L0 23V25H1V26H0V30H1V28H4V29H5L6 26H7V23H10L11 25H10V24H9V25H10L11 27H10L9 25H8V26L10 27L9 29H11L12 31H11V32L8 31V30H9V29H8V26H7V28H6V29H8V30L5 29V32H4V29L1 30V31H3L5 34L2 33V32H0V41H2V42H0V44L3 43L4 41H6L5 36H6V31H7V35H8V36H6L7 39L9 38L8 40H10V42H11L12 44L14 43V44L12 45V48H11V49H14V50H15V51H14V50H13V51H10V54H11V52H12L11 55H13V52H15L14 54H15V55L17 54L18 57H17V55H16V56L14 55V56H12V57L15 58V59L17 58V62L22 60V62L24 63V66L22 65L23 63H21V62L18 63L19 65L21 64L22 67H23V71H22V72H24V73H22V72L20 73V74H22V76L25 75V74L27 73V70H28V74H29V72L32 73L33 71H37V72H38V70H36L37 68L39 69V68H42L43 66L45 67V65L42 64V62H43V58H44V55H45V54H43V52H42L41 50H39V48H38L39 46L36 47L37 45H35V44H37V43L39 44V42H41V39H42V38H35V37H34L37 33H38V35H36L37 37H39L40 34H41V32H40L39 29H38L39 27L36 29L37 33L35 32V29H34L35 27L39 26V25H37L38 23L36 22V21H37V18H36V16H35V14H36L37 12H39V14L43 13V14H41V16H40L38 13H37L38 15L36 14L37 17H38V19L40 18L39 20H43L42 18H46V20L49 21V18H50V20H52L51 17H53V16L50 17V13H53V12L56 13V15H54L55 18H54L52 21H49V22L47 21V22L49 23V25H50L51 22H53V23L55 22L54 24H56V25H57V24H60V23H64V22H66V23H65L66 25H65V24H61L63 27H62L61 25H60L61 28L58 26V30H56V32H55L56 34L54 33V31H53V33L51 32L52 35H53V34H54V36L56 35V36H55V40L58 38V39H59V42H58V39L56 40V42H58L57 44H55V43H51L52 41H50V44H54V45H51V46H53V47H51V50H52V51L50 50L49 52H47V53H53V51H54V52H55V51L58 52V59H57V62H56L57 65L55 64V66H54L53 68H52V67L49 68L48 66H46V67H48V68L50 69V73L48 74V76L54 72V74H52V77H51L53 80H51L50 77H49L50 79H48L49 86L51 85V87H52V88H51V87H49V88H50V89H53V90L57 89V88H56L57 86H62V85H60V84L62 83V82H61V79L63 80V79L65 78V77H63V75H64V73H63L64 70L68 73V70H69V72H70L71 70H73V67H75L76 64H80L81 60L84 58V57H83L84 54H83V51H82V47H83V45L88 44V43L91 42V40L93 39V34H92V33L96 30V29H95V30L93 31L94 27L97 28V27L100 26V25H98V24H100V22H101L100 19H101V17H104V14L107 13V11H105V9L108 10V8H109L108 5H110V4H108V3L106 4V2H105V1H102V0H99V1H98V0H86V1H85V0H80V2H79L78 0H77L78 2H76V0H75V1H74V0H60V2H59V0H32V1H37L36 4H35L34 2L32 3L31 0H30V1H28V0H24V1H23V0H12V3H10L9 0H6V2L9 1V3H10V7H8V4H7L6 2H4ZM26 1H27V3H28L27 5H28L29 8L31 9V11H30V9H29L28 7H26V4L23 5V6L26 7V9H29V11H30V12L28 11L29 14L31 13L32 16L34 15V16H33V19L31 18V15H28V14H27L28 12H27L26 9H25L26 12L24 11V9H22V8H24V7H21L20 9L18 8V6H19L20 3H22V2L26 3ZM49 1H50V2H49ZM55 1H56V2H55ZM66 1H67V2H66ZM69 1H70V2H69ZM88 1H89V2H88ZM95 1H96V2H95ZM195 1H198L199 3L201 2V6H200V9H201V10H200V11L198 12V14H197L198 18H199V19H202V20H205V21L208 20V22H207L208 25L210 24L209 26H210V27L212 26V27H211L212 29H209V30H208L209 33L206 32V34H207L211 39L213 38L214 40L216 39L217 36H218V37L220 36L219 38H221L222 36H225V37H222V39H220V40H221L220 42H222V43L225 41V42L223 43L224 45L221 43V44H219L220 46L218 45L219 47L216 46V45H217V44H216V43H217V40H215L216 43L213 44V46H211L210 44H212V42L214 43V41H212V40L210 39L211 41H206V43H205V42L203 43L204 48L202 47V50H201V49H199L200 51H199V50H196V52H198V54L196 55L197 57L195 56V58H194L193 60H195L196 62H197L198 60H202V61H201V62H202V65H203L202 67L205 66V62H206V61H209V62H210V61H214V60H215V63H214V62H211V65H209V68H208L209 73L207 72V74L205 73V76L203 75V77H204L205 79H206V78H208V79H206V84H207V85L205 84L206 89L201 91V92H203L202 95H203V96H205V95L207 96V94L209 93L208 96H210V97L207 99L208 101H209V99H210V100H215V99H217V97H218V95H219V98H221V100H223V101H222V104L220 105L221 107H222V105H223L225 102H227V104H228V103H229L228 101L231 100V95H232V94H230V93L232 92V90L230 89L231 92L229 91V84H230V86L238 87V90H236V92H237V91L241 92V93H242V95H241L242 97H245V98H248V97H249V98H251V99H252V98L255 99V97L264 96V91H263V90L260 91L258 88H256V87L260 84V83H258V82H261V85L263 84L262 81H258V80L264 78V68H263V66H264V50H263V48H264V41H262V40H264V23L262 22V20H264V19H263V18H264V16H263V15H264V11H263V13H262V11L259 10V9H262V8L264 7V5H262V4L264 3V0H244V1H243V0H237V1H235V0H195ZM238 1H240V2H238ZM248 1H249V3H250L251 6L253 5L252 7L247 5V4H249V3H247ZM250 1L252 2V4H251ZM256 1H257V2H256ZM3 2H4V5H3ZM61 2H62V3H61ZM68 2H69V3L73 2V3L69 4ZM92 2H93V3H92ZM241 2H242L243 4H242ZM244 2H245L246 4H245ZM15 3H16V4L18 3V4L16 5ZM24 3H23V4H24ZM39 3H40V4H39ZM41 3H42V4H41ZM43 3L45 4L46 7L43 5ZM66 3H67V4H66ZM74 3H75V4H74ZM81 3H82V4H81ZM95 3H96V4H95ZM101 3H102L103 5H102ZM205 3H206V4H205ZM236 3L238 4L237 6L242 5V6L245 7V8H246V5H247V8L249 7L250 9L246 10L247 8L245 9V8H243V7H241V6H239V7H241V8H238V9H237V8H236V7H237V6H236ZM239 3H240V4H239ZM11 4H14L16 8L13 7L14 5H11ZM33 4H35V6H34ZM37 4H38V5H37ZM78 4H79V5H78ZM80 4H81V5H80ZM104 4L107 6V8H106V6L104 7ZM244 4H245V6H244ZM258 4H260V5H261L260 7H262V8H260ZM30 5H31V6H30ZM62 5H63V7H62ZM76 5H77V7H76ZM84 5H86V7H85ZM207 5H208V6H207ZM3 6H4V7H5V6L8 7V10L5 11L7 8H4ZM49 6H50V7H49ZM55 6H56V7H55ZM68 6H69L70 8H66V7H68ZM71 6H73V7H71ZM81 6H82V7H81ZM137 6H138V5H137ZM235 6H236V7H235ZM35 7H36V8H35ZM38 7H39V8H38ZM44 7H45V8H44ZM61 7H62V8H61ZM140 7H141V4H140ZM3 8H4V9H3ZM13 8H15V10H17V8H18V10L21 11V14L23 13L22 16H21V14H20V15H19V18H18V14H17V13H20V12L18 11V12L16 13V11H15ZM74 8H75V9H74ZM138 8H139V7H138ZM242 8L245 9L243 12L241 11ZM251 8L254 9L255 11H253ZM32 9H33V10H32ZM60 9H62V10L60 11ZM63 9H64V10H68V11L71 9V11L66 12V11H64ZM78 9H79L80 11H76V10H78ZM91 9H94V11L91 10ZM135 9H136V8H135ZM135 9H134V11H135ZM139 9H140V8H139ZM243 9H242V10H243ZM12 10H13V12H12ZM35 10H36V11H35ZM38 10H39V11H38ZM41 10H42V11H41ZM56 10H58V11H56ZM74 10H75V11H74ZM103 10H104V11H103ZM115 10H118V8L115 9ZM140 10H144V9L142 8V9H140ZM262 10H263V9H262ZM2 11H3V12H2ZM8 11H9V12H8ZM22 11L25 12V15H26V16H23V15H24V12H22ZM45 11H46L47 13H45ZM48 11H49V13H48ZM59 11H60V12H59ZM63 11H64V14H65V15L63 14ZM84 11H85V12H84ZM89 11H90V12H89ZM147 11H148V10H147ZM147 11H144L146 14H142V13H140L141 11H139L138 9H136L137 15L142 14V15H140V16H137V18H139L140 21H142V20H143V21L146 20V21H144V22H139V20H138V21H137V22H138V23H137V26H139V25L144 26V24L147 23V25L145 24V25H146V26H145L146 28L144 27V28H145V29H144L145 31H143V32L140 31V30H143V27H142V26H141L142 29H140L139 27H137V34H140V35H141V33H144V32H145V33L142 35L143 37H142V36H141V37H138V35H137V38H138V39H137V41H138V42H137V43H138L137 45L140 44V46H138L139 49H137V46H136V49H137V51H136V52H137V56H138L139 54H141V56H142V54H143V53H141L142 48H144V47L146 46V44H147L149 41H150V42L153 41V38H154V37H157V36L159 35L158 38H160V39H156V40H155V41H158V43H159V40H160V43H161V42L163 43V40H167V41H164V45L161 44V45H163V49H164L165 51H162V48H159V46H161L160 43L158 44V48H159V50H157L158 52L154 51V55L156 54V55H155L156 58L148 59V57H147L146 55L149 53V51H148V52L146 51V54H145V52H144L145 55L142 56V59H147V60H145V62H144V60H141V61H143V63H147V61H148V63H152L153 61H154L153 63H155V62H160L161 64L163 63V64H162L163 67L159 68V70H157V71H158V74H159L160 72H162V73L164 72V74H161V73L159 74L160 77H161V75H162V80H163V81H161V79H159L160 81L157 80L158 82H160V83H158V84H157V83H154L155 81H154V82H149V84L147 83V86H145L144 91L141 90V93H142V94H141L140 96L137 97V98H138V104H139L138 107L143 106V105L145 104V102H146V103H154V102H157L158 99H160V100L162 99V100H161L162 102H160V101L158 100L161 104H162V103L164 104V105H163V106H164L163 109L161 108V110H162L161 113H162L163 115L165 114V115H170V116H172V114H175V113H172L173 111L176 112L177 110L180 109V108L177 109V106H180V107H181L182 105H184V104H181V103L184 102V100H183V101L180 100L183 96H185V92L182 91V92L184 93L183 96H182L183 93L181 92V90H182V89H181V88H182V81H181V78H182V74H183V72H181V71H184V68L186 67V65H184V63L186 62V58H188L189 56L187 55L188 57H186L185 54H186L187 52H185L186 50L183 51L182 48H183V46H184V39H185V37H186V38H187V37L189 38V35H187V36L184 37V36H182V35L179 34V33H175V34L172 33L173 35L178 34V36H180V38H179V37L176 35L177 38H178V40H179V39L183 40L182 42H181V40H180V43H179L178 40H177V38H175V37L173 38V37H172V34L170 33V30H169L170 28L168 27V28H169V29H168V28L166 27V24H167V23H166V22H163V21L166 20V19L164 18V15H163L162 13H160V14H162V17H163V18L160 17L161 15L155 17V16H153L154 14H156L155 12L152 13V11L149 10L150 13L148 12V15H147ZM238 11H241V13L238 12ZM258 11L262 14L263 18L260 16L261 14H260ZM4 12H8L9 15H8V14H5ZM14 12H15V15L13 14ZM57 12H58V13H57ZM77 12H78V13H77ZM95 12H97V14H94ZM117 12H118V11H117ZM119 12H120V10H119ZM119 12H118V13H119ZM142 12H143V11H142ZM244 12H246V15H248V16H247L248 18L246 17L245 14H244L245 16L243 15ZM247 12H249V13L247 14ZM252 12H253V14H252V17H251L250 14H251ZM10 13H11V14H10ZM32 13H33V14H32ZM34 13H35V14H34ZM70 13H72V14H70ZM79 13H80V16H79ZM100 13H101V14H100ZM238 13H240L241 15H239ZM1 14H4L5 16L7 15V16H6V17L3 16V15L1 16ZM12 14H13L14 16H13V17L11 16L12 18H11V17H10V18H11V19H15L14 21H10V20H8L9 18L7 19V17L10 16V15H12ZM46 14H47V15H46ZM66 14H67V16H66ZM69 14L72 15V16L68 18V16H70ZM82 14H83V15H82ZM92 14H93V17H92ZM257 14H258V15H257ZM43 15H44L45 17H42ZM63 15H64V16H63ZM87 15H88V17L91 15V17L87 18ZM98 15H101V17L99 18ZM145 15L147 16L148 20H147V18L142 19V16L146 17ZM211 15H212V16H211ZM20 16H21V17H20ZM27 16H28V18H31L32 20H31V19H30V20L27 19ZM46 16H47V17H46ZM48 16H49V17H48ZM75 16H76V17H75ZM83 16H84V18H83ZM95 16H96V17H95ZM149 16H150L151 18H150ZM188 16H189V20H191V19H193V18L195 17V15H194V14H191V13L188 14ZM249 16H250V17H249ZM257 16H258V17H257ZM2 17H5V18H2ZM14 17H16V18H14ZM34 17H35V18H34ZM65 17H66V18H65ZM74 17H75V18H74ZM157 17H158L159 19H162V20L160 21ZM242 17H243V18H242ZM17 18H18V21H16ZM21 18H23V19H21ZM64 18L66 19L65 21H64ZM70 18H71V19H70ZM72 18L74 19L73 22H72ZM79 18H80V19H79ZM93 18H95V19H93ZM98 18H99V19H98ZM140 18H141V19H140ZM233 18H234V19H233ZM3 19H4V20H3ZM5 19L8 20V21H5ZM20 19H21V20H20ZM24 19H26V20H24ZM67 19L69 20V22H68ZM75 19H76V20H79V22H78V21H75ZM151 19H152V20H151ZM163 19H165V20H163ZM22 20H23V22H22ZM33 20H36V21H33ZM39 20H38V21H39ZM57 20H58V21H57ZM61 20H63L64 22H62ZM70 20H71V21H70ZM150 20H151V21H150ZM213 20H214V21H213ZM215 20H216V21H215ZM247 20H248V21H247ZM15 21H16V22H19V23H22L21 28L23 27V30H22L21 28H19L20 26L18 25L19 27L17 26L18 30L16 31V24H18V23H16ZM25 21H26V22H25ZM27 21H29L30 24H29ZM32 21H33L34 23L36 22L33 28H32V26H33V24H32L33 22H32ZM96 21H97L98 23H97ZM153 21H154V22H153ZM155 21H156L157 24H155ZM11 22H12V23H11ZM39 22H41V21H39ZM47 22H46V23H47ZM58 22H59V23H58ZM83 22H84V24H82ZM92 22H93L94 27L91 26ZM95 22H96L97 24H96ZM167 22H168V21H167ZM240 22H241V23H240ZM261 22H262V23H261ZM5 23H6V24H5ZM24 23H26V25H25ZM48 23H47V24H48ZM68 23H69V25H68ZM76 23H78V24L76 25ZM87 23H89V24L91 23V24L89 25V24H87ZM141 23H142V24H141ZM150 23H151V24L154 23L155 26H152L153 24L151 25ZM163 23H166V24H163ZM168 23H169V22H168ZM212 23H213V24H212ZM243 23H244V25L247 26V27H245V26L243 25ZM27 24H29V27H27V26H28ZM74 24H75V25H74ZM85 24H86L87 27L85 26ZM148 24L151 25V26L149 27ZM228 24H229V25H228ZM231 24H232V25H231ZM240 24H242V25L240 26ZM258 24H259V25H258ZM2 25H3V26H2ZM20 25H21V24H20ZM31 25H32V26H31ZM36 25H37V26H36ZM64 25H65V26H71L72 29H71V28H68V27L65 28ZM72 25H73V27H72ZM79 25H80V26H79ZM97 25H98V26H97ZM156 25H157L158 27H156ZM161 25H162V26H163V25L165 26L164 29H159V27H160ZM168 25H170V24H168ZM168 25H167V26H168ZM227 25H228V26H227ZM248 25H250V27H252V29H253V31H254V33H253V31H252V29H251L252 35H251V34H250V35L248 34V33H250V31H249V32H248V31L246 32V30H244V29H246V28H247V30H250V28H248V27H249ZM4 26H5V27H4ZM25 26H26L27 29L25 28ZM30 26H31V27H30ZM45 26L47 27L46 24H45ZM170 26H172V25H170ZM195 26H196V25H194V29H195ZM214 26H215V27H214ZM236 26H238V27H236ZM88 27H89L90 29H89ZM152 27H154V29H155V27H156V28H158L159 30H157V29L154 30ZM172 27H173V26H172ZM172 27H171V28H172ZM202 27L204 28V26L201 25V28H200V29H202V31H200V32L197 31V30H200V29H198L197 27H196L197 29H195V31H197V32L199 33V35L201 36V38H202V37H205V38H206L207 35L205 36V33H204V34L202 33V32L204 31ZM228 27H229V28H228ZM232 27H233V31H234V32L232 31ZM240 27H241V28H240ZM24 28H25V30H24ZM30 28H31L32 30L34 29V30H33L34 32H32ZM47 28H48V27H47ZM59 28L61 29V31H60ZM63 28H65V29H63ZM67 28H68V29H67ZM75 28H76V29L78 28V30H76ZM91 28H92V29H91ZM148 28H149L150 31L148 30ZM150 28H151L152 30H154V31H157L156 34H157V33H159V34H158L157 36L154 35V34H155L154 31L151 32V29H150ZM162 28H163V27H162ZM235 28H236V30H235ZM238 28H239V31H238ZM255 28H256V30H255ZM258 28H259V29H258ZM260 28H261V29H260ZM19 29H21V30H19ZM73 29H74V30H73ZM79 29H81L82 31L79 30ZM88 29H89V30H88ZM97 29H99V28H97ZM240 29H241V30H240ZM257 29L259 30L258 32H257ZM26 30H27V31L29 30L28 33H27V36H26L25 33H24V35H23V31H26ZM62 30H64V31L66 32V34H68V33H69V34L66 35ZM72 30H73V32H71ZM147 30H148V31H147ZM162 30H163V31H162ZM164 30H165V32H164ZM242 30H243V32H242ZM15 31H16V32H15ZM19 31L22 32V33H21V35H17V36H19L18 38H21L22 40H21V39H17V38H16V37H17L16 35H15V36H14V35H13V36L10 35V34H14L13 32L19 34V33H20ZM27 31H26V32H27ZM30 31H31V32H30ZM76 31H77V32H76ZM83 31H84V33H83ZM161 31H162V32H161ZM168 31H169V32H168ZM173 31L176 32L174 29H173ZM195 31H194V32H195ZM236 31L239 32V34H238ZM240 31H241V32H240ZM29 32L31 33L30 35H32V33H33L32 38L34 37V38L37 40L36 42H35V40H31L30 43H28L29 41L26 43V41L30 39V37H29ZM39 32H40V33H39ZM86 32H87V33H86ZM149 32H150V34L147 35V33H149ZM166 32H167V33H166ZM171 32H172V29H171ZM204 32H205V31H204ZM220 32H222L221 34H223V35H221V34H217V33H220ZM231 32L234 33V35H233ZM255 32H256V34H257L256 36H255ZM261 32H263V33H261ZM9 33H10V34H9ZM35 33H36V34H35ZM58 33H59L60 35H59ZM61 33H62V35L65 34L66 39H68L67 36L69 37V36H71V34H72V35L74 34V38H71V37H72V36H71V37H69V39H70L71 42L69 41V39H68V41H67V40L65 41V38H63L64 36L62 37ZM70 33H71V34H70ZM82 33H83V34H82ZM85 33H86V34H85ZM88 33H91L92 35H91V34H88ZM163 33H164V34H163ZM200 33H202L203 35H201ZM226 33H227V34H226ZM229 33H230V34H229ZM236 33H237V34H236ZM1 34H2V36H1ZM57 34H58V35H57ZM75 34H77V35H75ZM79 34H80L81 36H80ZM145 34H146L148 37H147ZM162 34H163V35H162ZM167 34H169V35L171 34L170 37H168V39H167V37H164V36H166ZM192 34H194V33H191V35H192ZM195 34H196V33H195ZM195 34H194V35H195ZM215 34H216V35H215ZM228 34H229V35H228ZM240 34H241V35H242V34H245V35L241 36ZM246 34H247V36L249 35V37H248L249 39L246 38ZM259 34H260V35H259ZM9 35H10V37H9ZM78 35H79V38H78ZM89 35H90V36H89ZM140 35H139V36H140ZM149 35H150V37H149ZM169 35H168V36H169ZM226 35H227V36H226ZM258 35H259V36H258ZM58 36H59V37H58ZM76 36H77V37H76ZM145 36H146V39L148 38L147 40H149V39H150V40H149V41H146ZM151 36H152V37H151ZM162 36H163L164 38H163ZM197 36H198V34H196L194 37H197ZM215 36H216V37H215ZM238 36H241V37H238ZM250 36H251L252 40H251ZM11 37H13V38H11ZM23 37L26 38L25 41L23 40ZM28 37H29V38H28ZM40 37H41V36H40ZM60 37L63 38V39H62V40H64L63 42H61L62 40H61ZM81 37H82V38L84 37V39H82ZM85 37H86L87 39H85ZM89 37H90V38H89ZM91 37H92V38H91ZM161 37H162V39H161ZM191 37H193V36H191ZM228 37H229V38H228ZM237 37H238V38H237ZM243 37H244V38H243ZM255 37H256V41L254 40ZM257 37H258V38H257ZM261 37H262V40H261V39L259 40V38H261ZM25 38H24V39H25ZM34 38H33V39H34ZM53 38H54V37H53ZM140 38H142V39L144 38V40H142V42H141V39H140ZM183 38H184V39H183ZM207 38H208V37H207ZM219 38H218V39H219ZM224 38H225L226 40H225ZM241 38H243V39H241ZM245 38H246L247 40H245ZM16 39H17L18 41H17ZM38 39H39V41H38ZM51 39H52V38H51ZM51 39H50V40H51ZM76 39H77V41H76V43H75V40H76ZM79 39H80V40H79ZM208 39H209V38H208ZM208 39H206V40H208ZM238 39H239V40H238ZM8 40H7V42H8ZM14 40H15V41H14ZM20 40H21V41H20ZM48 40H49V39H48ZM52 40H54V39H52ZM88 40H89V41H88ZM139 40H140V41H139ZM176 40H177V42H176ZM257 40H258V41H257ZM23 41H24V43L26 44L25 46L23 45V44H24ZM82 41H83V42H82ZM87 41H88V42H87ZM227 41H228L229 43L232 42V43H231L232 45L230 44V45L227 46V44H226V43H228ZM234 41H235V42H234ZM243 41H244V42H243ZM253 41H254L255 43H257V44H255ZM19 42H22V43H20V44L23 45V46H22V45L18 44L19 46H21V51H20V47H19V46L17 47V43H19ZM54 42H55V41H54ZM86 42H87V43H86ZM150 42H149V43H150ZM165 42H167V45H165ZM210 42H211V43H210ZM241 42H243V43H241ZM248 42H249V43L252 42V43H251L252 46L250 45V48L244 49V47H245L244 44H246V43H248ZM59 43H60V44L62 43V44L60 45ZM65 43H66V44H65ZM70 43L72 44L71 46H70ZM74 43H75V44H74ZM79 43H80V44L83 43V45L80 46ZM142 43H143V44H142ZM149 43H148V44H149ZM168 43H170V44H168ZM182 43H183V44H182ZM207 43H209V44H207ZM218 43H219V40H218ZM229 43H228V44H229ZM259 43H260V44H259ZM15 44H16V47H14ZM29 44H30L31 46H33L34 49L37 48L36 50L32 49V52H33V53L35 52V54L32 53V55H31L32 57H34V59L36 58V59H35V60L37 61V62L35 61L36 64H38V62H39V65H40V66H38V65L34 64V61H33L32 63L34 64V66L37 67L35 70H33L34 66H33L32 68H30L32 64H29V62H30L31 60H34V59H31V60L29 59L30 61L28 62V65H30V67H29L30 69L27 68V67H28V65H27V59H28L29 57H27V59H26L25 62H24L23 59H22V58L24 57V55H26V54H24V53H21L23 50H25V53H26V51H27V55L31 54V49H29L31 46H30ZM76 44H77V45H76ZM171 44H172V45H171ZM173 44H174V45H173ZM179 44L182 45V48H180V47L177 48V47L179 46ZM193 44H194V45H193L194 47H197V45H198V46H201L199 43H197V44L193 43ZM240 44H242V45H240ZM39 45H40V44H39ZM56 45H57V46H56ZM62 45H63V47L61 48ZM64 45H65V46H64ZM68 45H69V47H68ZM78 45H79V48H78ZM170 45H171V46H170ZM181 45H180V46H181ZM214 45H215V46H214ZM233 45L236 46V48H235ZM256 45H258V46L256 47ZM74 46H75L76 48H75ZM166 46H167V47H166ZM174 46H175V47H174ZM222 46H223V47H222ZM237 46H238V47H237ZM240 46H242V47L244 46V47L242 48V47H240ZM259 46H260V48H258ZM262 46H263V48H262ZM13 47H14V48H13ZM24 47H25V49H22V48H24ZM49 47H50V45H49ZM70 47H74V48H70ZM140 47H141V48H140ZM161 47H162V46H161ZM205 47H207V48H205ZM208 47H210L211 49H212V47H214L215 49H216V47H217V49H219L220 52H218V55H217V53H216L215 51H218V50H215L214 48H213L214 50H213V49L211 50V49H209ZM228 47H229V48H228ZM253 47H255V48H253ZM15 48H17V49H15ZM54 48H57V49L55 50ZM63 48L65 49V51H64ZM66 48H67V49H66ZM165 48H167V49H165ZM237 48H238V49H237ZM240 48L243 49V50H241ZM26 49H28V50H26ZM49 49H50V48H49ZM59 49H60V50H59ZM61 49H62L63 52L61 51ZM71 49H72V51H71ZM73 49H75V51H74ZM78 49H79V50H78ZM89 49H90V48H88L87 53H89ZM160 49H161V50H160ZM168 49H169V50H168ZM176 49H177V50H176ZM207 49H208V50H211V51L208 52ZM248 49H249V50H248ZM250 49H253V50H250ZM16 50H19V52L17 53ZM38 50H39V51H38ZM57 50H58V51H57ZM68 50H70L71 52L68 53ZM138 50H139L140 52H138ZM181 50L183 51V55H184L186 58L182 55V53H181L182 51H181ZM203 50H204V51H203ZM244 50H245V51H244ZM260 50L263 51V54H261L262 51L259 52ZM29 51H30V52H29ZM40 51H41L42 53H40ZM78 51H79V52H78ZM80 51H81L82 53H81ZM166 51H167L168 53H170L171 56H168V55H167L168 53L166 54ZM169 51H170V52H169ZM202 51H203L205 54H202V53H201ZM221 51H223V52L221 53ZM235 51H236V54H235ZM246 51H248V52L246 53ZM256 51H257V53H256ZM0 52H1V51H0ZM28 52H29V53H28ZM36 52H38L39 55H38ZM59 52H60V53H59ZM161 52H165V53H163V54H165L166 56L163 55ZM171 52H173V53L171 54ZM184 52H185V53H184ZM212 52H213V53H212ZM230 52H232V54H231ZM240 52H241V53H240ZM7 53H8V51H7L6 53L4 52V53H3V57H1V58H4V57H11V55H7ZM70 53H71V54H70ZM72 53H74L75 56H74V54H72ZM78 53H79V54H78ZM80 53H81V54H80ZM208 53H210V54H209L210 57H209V55L207 56ZM237 53H240V55L237 54ZM242 53H243V54H242ZM259 53H260V54H259ZM4 54H5L6 56H4ZM19 54H20V55H19ZM41 54H42V55H41ZM59 54H60V55H59ZM66 54H67V56H66ZM68 54H70L71 56L68 55ZM134 54L136 55V53H134ZM158 54H159L160 56H159ZM161 54H162V56H161ZM180 54L183 56L182 58L185 59V62H184V60H182V59L180 60V59L178 58L179 56H181ZM214 54H215V56H214ZM222 54H223V55H222ZM247 54H249V55H247ZM22 55H23V57H22ZM27 55H26V56H27ZM48 55H49V54H48ZM62 55L66 56L67 58H68V56H69V58L67 59L66 57H64V56H62ZM78 55H79V56H78ZM178 55H179V56H178ZM202 55L205 56L204 58H206V56H207V58L204 60V58H203ZM211 55H213V56H211ZM216 55H217V56H216ZM225 55H226V56H225ZM236 55H237V56H236ZM238 55H239V56H238ZM242 55H243V56H242ZM260 55H261V56H260ZM0 56H2L1 53H0ZM19 56L22 57V58H20ZM37 56H38L39 58H37ZM41 56H42L43 58H42ZM76 56H77V57H76ZM144 56H146V58H144ZM199 56H200V58H202V59L198 58ZM201 56H202V57H201ZM241 56H242V57H241ZM248 56H250V58H248ZM255 56H257V57H255ZM32 57H31V58H32ZM40 57H41L42 59H40ZM70 57H71V58H70ZM78 57H79V59H78ZM138 57H140V55H139ZM160 57H161V58H160ZM164 57H165V58H164ZM168 57H169V58H168ZM212 57H215V58H217V59H215V58L212 59ZM228 57H230V58H228ZM232 57H234V58H233L234 60L232 59ZM238 57H240V59H239ZM244 57H246V60H245L246 63H247V61L249 62V59H250V63H247V64H246V67H245V64L243 65V63H242V62H245V61H244ZM252 57H253V58H258L257 60L262 62V63L259 62V63L262 64V67H261V65H258V63H257L258 61H257V60L253 62V61H252ZM1 58H0V59H1ZM13 58H12V59H13ZM61 58H62V59H61ZM64 58H65V59H64ZM166 58H167V60H168L167 62L169 63V65L166 63V60H165ZM177 58H178V59H177ZM180 58H181V57H180ZM196 58H197L198 60H197ZM261 58H262V59H261ZM4 59H6V58H4ZM4 59H1L0 62H5ZM8 59L10 60L11 58H8ZM8 59H6L7 62H8ZM12 59L10 60V62L13 61V62H12L13 65H17V63H14L15 60H12ZM19 59H20V60H19ZM71 59H73V60L70 61ZM140 59H141V58H140ZM208 59H209V60H208ZM221 59H222V61H220ZM241 59H242V60H241ZM24 60H25V59H24ZM65 60H66V61H65ZM150 60H151V61H150ZM158 60H159V61H158ZM161 60H162V61H161ZM163 60H164V61H163ZM171 60H173L174 63H175V61H177L178 63H175V65H176V64H177V65H176V66H172L174 63L172 64V61H171ZM179 60H180V62H179ZM216 60H217V64H216ZM232 60H233V62H232ZM235 60H236V61H235ZM41 61H42V62H41ZM67 61H68V63H66ZM170 61H171V62H170ZM187 61H188V60H187ZM189 61H191V60L189 59ZM240 61H241L242 64L240 63ZM7 62H5V63H7ZM15 62H16V61H15ZM40 62H41V64H40ZM58 62H59L60 64H62V65H60V64L58 65ZM63 62H65V63H63ZM71 62H72V63H71ZM201 62H200V63H201ZM218 62H219V64H218ZM8 63H9V62H8ZM30 63H31V62H30ZM164 63H166V64L168 65V68L166 67V66H167L166 64L164 65ZM179 63H180V64H179ZM182 63H183V65H184V66H183L184 68H183V69H180V71H177L178 69H177L176 67L181 68V67H182ZM188 63H189V62H187V64H188ZM251 63H253V64H251ZM25 64H26V65H25ZM63 64H64V65H63ZM67 64H68V65H67ZM185 64H186V63H185ZM214 64H215V65H214ZM226 64H227V65H226ZM248 64H249V65H248ZM66 65H67V68H68V69H65V68H66ZM70 65H72V66L70 67ZM73 65H75V66H73ZM217 65H218L219 67H221V68L217 67ZM250 65H251V66L254 65L253 68L250 67ZM256 65L259 67V69H257L258 67H257ZM26 66H27V67H26ZM60 66H61V67H60ZM62 66H65V67H62ZM68 66H69V67H68ZM180 66H181V67H180ZM215 66H216V67H215ZM222 66H223V67H222ZM13 67H15V66H13ZM57 67H58V68H57ZM172 67H173V68L175 67V68H174V69H175V70H174V73L177 71V72H176V75H175L174 73L171 74V70H170V73L168 72V71H169V68L172 69ZM213 67H214L215 69H214ZM226 67H227V68H226ZM233 67H234V68H233ZM255 67H256V68H255ZM260 67H261V68H260ZM24 68H25V69H24ZM48 68H46V69H48ZM55 68H57V69H55ZM162 68H163V69H162ZM210 68H213V69H211V73H210ZM216 68H217V69H216ZM251 68H252L253 70H252ZM254 68H255V69H254ZM12 69H14V68H12ZM12 69H10V70L12 71ZM26 69H27V70H26ZM31 69H32V72H31ZM62 69H64V70H62ZM161 69H162V71H161ZM229 69H230L231 71H230ZM241 69H242V70H241ZM250 69H251V70H250ZM256 69H257V70H256ZM261 69H262V71H261ZM29 70H30V71H29ZM51 70H52V72H51ZM58 70H59V71H58ZM166 70H167V71H166ZM213 70H214V71H213ZM259 70H260V71H259ZM11 71H10V73H11L10 76H11V77H12V75H13V76H16V74H15V70H13L14 72H13V71L11 72ZM55 71H56V72H55ZM62 71H63V72H62ZM172 71H173V69H172ZM234 71L238 72V75H239V76H237V73L234 72ZM47 72H49V70H48ZM57 72H58V73H57ZM212 72H213V74H212ZM254 72H256V73L254 74ZM261 72H262V74H261ZM12 73H13V74H12ZM55 73H56V74H55ZM61 73H62V74H61ZM214 73H215L216 75H215ZM234 73H235L236 75H235ZM20 74H18V76H19ZM28 74H26V75H28ZM57 74H58V75H57ZM68 74H69V73H68ZM165 74H166V75H165ZM169 74H171V75H169ZM218 74H220V75H218ZM226 74H227V75L229 74V76H227ZM232 74H233V75H232ZM53 75H54V76H53ZM80 75H81V74H80ZM163 75H164V76H163ZM177 75H178V77H177ZM214 75H215V76H214ZM225 75H226V76H225ZM247 75H249L248 77H249L250 79L246 77ZM256 75L259 76V77H257ZM50 76H51V75H50ZM60 76H62V77H60ZM66 76H67V75H66ZM159 76H157V77H159ZM232 76H234V77H233L232 79H230ZM241 76H242V77H241ZM251 76H252V78H251ZM23 77H25V76H23ZM55 77H57V79H56ZM160 77H159V78H160ZM175 77H176V78H175ZM210 77H211V78H210ZM215 77H217V78L219 79V81L217 80V83H218V84L221 82L220 80H223V79L225 80V79H226L225 81H223V83H221V84L224 85V86H225L226 84L228 85V86H225L226 90L224 89V86H222V85H221V86H220V85H219V86H216V85H215V84H216V81H215L216 78H215ZM224 77H228L229 80H232V81L234 80V81H233V82H230V81H229V84H228V83H227V78H224ZM262 77H263V78H262ZM58 78L60 79V81H59ZM168 78H170V80H169ZM213 78H215V79H213ZM240 78H241V79H240ZM258 78H259V79H258ZM54 79H56V81H58L59 83L56 82ZM165 79H167L168 81H167V80L164 81ZM177 79H178V81H177ZM211 79H213L215 82H214L213 80L211 81ZM257 79H258V80H257ZM252 80H253V81H252ZM11 81L14 82L13 80H11ZM50 81H52V83H51ZM207 81H208V83H207ZM238 81H239V82H238ZM242 81H243V82H242ZM249 81L252 82V84H251ZM164 82H166V84H165ZM168 82H169V84H168ZM212 82H214V83L211 84ZM247 82H248V83H247ZM254 82H256L255 85H254ZM57 83H58V85H57ZM64 83H65V82H64ZM64 83H63V84H64ZM152 83H154L155 86H156V84L158 85V86L156 87V89H155V86L152 85ZM177 83H178V84H177ZM179 83H180L181 85H179ZM231 83H232L233 85H232ZM52 84H53V85L55 84V85L52 86ZM159 84H160V85H159ZM162 84H163V85H162ZM164 84L166 85V87H165ZM176 84L178 85L177 88H175V87H176ZM210 84H211V85H210ZM218 84H217V85H218ZM167 85L169 86V88H168ZM212 85H213V87L211 88ZM247 85H251V86H253L252 89H249V90H251V94L249 93L250 91H247V90L244 88V87L247 86ZM162 86H163V87H162ZM180 86H181V88H179ZM152 87H154V88H152ZM173 87H174V88H173ZM208 87L211 88V89H208ZM216 87L218 88V91H217V92L214 90V89H217ZM47 88H48V87H46L45 89L47 90ZM49 88H48V90H50ZM54 88H55V89H54ZM157 88H158V89H157ZM213 88H214V89H213ZM221 88L223 89V92H222V89H221ZM227 88H228V89H227ZM255 88H256V89H255ZM31 89H32V88H31ZM147 89H148V95L145 94V93H147V91H146ZM167 89H169V92H167V91H168ZM174 89H175V90H174ZM176 89H177V90H176ZM178 89H179L180 91H178ZM212 89H213V91H215V96H214L215 99L213 98L214 92L211 91ZM161 90H163L164 93H163V91H161ZM165 90H167V91H165ZM208 90H210V92H212L213 94L211 95V93H210ZM252 90H253V91H256V92H253ZM32 91L35 92V91H37V90H34V89H33ZM32 91H31L30 93L27 92V93L29 94V95L27 94V96L24 95V92H23V91H21L20 94H19L20 97H25L26 99H28V101L31 99V101H29V103H26L27 100H26L25 98H23V102H22V100H21L22 98H20V97H19L18 99L15 98V97H18V96H19L18 93L15 92L16 94H14V95L12 96V98H13V99L15 98V99L13 100V102L11 101V104H12V105H10V106L8 105L9 107H7L6 110H9L10 108L14 109V107L16 106V105H15V102L18 103L17 106H20V105H22L23 103H25V104L23 105L24 108H25V106H27V104H28V105L30 104L29 106L26 107V108H28L29 110H30V108H31L32 106H33V107H36V108L38 109L39 106H40V105H38V104L40 103V104L42 105L43 102L45 103L46 100H45L44 98H45L47 95H46V94H45L46 96H45V95H41V97H40L39 93H41V92H42V91H41V92L38 93L39 97H38V95H37V96H34V95H36L37 93H34V92H32ZM51 91H52V90H51ZM158 91H161L163 94H161V92L159 93ZM244 91H245V92H244ZM176 92H177V93L180 92V93L177 95ZM201 92H200V93H201ZM205 92H206V93H205ZM220 92H221V93H220ZM239 92H238L237 94H241V93H239ZM243 92H244L245 94H244ZM259 92H260V93H259ZM262 92H263V93H262ZM32 93H33L34 95H31ZM152 93H153V95L149 96V95L152 94ZM166 93H167V94H166ZM168 93H170V94H168ZM174 93L178 96V98H176V99H177V100H176V99H175V96H176V95H173L174 98H172V99H175V102H174L173 100L170 99V98L172 97L171 94H174ZM204 93H205V94H204ZM232 93H233V92H232ZM252 93H253V94H254V93H257V94L253 95ZM2 94H3V93H2ZM2 94L0 93V95H2ZM21 94H22V95H21ZM41 94H43V92H42ZM157 94H158V95H157ZM164 94H166V95H164ZM217 94H218V95H217ZM224 94L227 95L228 98L225 97ZM247 94H248V95H247ZM146 95H147V96H146ZM162 95H163V96H162ZM180 95H181V96H180ZM31 96H34V97H33L34 99H33ZM44 96H45V97H44ZM49 96H50V95H49ZM144 96H145V97H144ZM164 96H165L166 98L170 96L169 98H167V100L170 99V101H172L173 104H174V103H177V102H179V101L181 102V103L179 102L180 104L178 103V105L176 104L177 106H175V104H174V106H175V108H176V111L173 110V109H175V108L173 107L172 102L168 103L169 101H167L166 98L163 99ZM177 96H176V97H177ZM211 96H212V97H211ZM216 96H217V97H216ZM220 96H221V97H220ZM35 97H37V98H35ZM58 97H60V96H58ZM229 97H230V98H229ZM38 98L41 99V101L39 100L40 102L38 101ZM61 98L64 99V96H61ZM61 98H58L57 101H56V100H54V101H50L51 105H53V106H50V107L48 106V107H47L48 109H49V108H52L51 110H53V109H55V108H57V109H55V110H53V111H50V110H48V109L45 107L44 110L47 109V110L50 112V115L53 114V116H54L55 114L58 115L59 113H63V112L67 109V107H66L64 104H60V103H64V101H63ZM226 98H227V99H226ZM19 99H20V101H21L22 104L20 103ZM24 99H25V101H24ZM35 99H36V101L38 102V103L36 104L38 107L35 106V104H32V103L36 102ZM59 99H60L62 102H61ZM156 99H157V100H156ZM224 99H225V100H224ZM11 100H12V99H11ZM16 100H17V101H16ZM42 100H43V101H42ZM44 100H45V101H44ZM163 100H164V102H166V104L163 102ZM14 101H15V102H14ZM141 101H142L144 104H143ZM256 101H257V102H260V99H257ZM31 102H32V103H31ZM52 102H54V104L58 102V105L55 104V105H56V106H55ZM46 103H49V101H46ZM50 103H49V105H50ZM140 103H141V104H140ZM167 103H168V104H171V105H169V106H172L173 108H172V107H167V106H168ZM227 104L225 103V105H223L224 108L228 106ZM246 104H247V103H246ZM13 105H14V106H13ZM31 105H32V106H31ZM45 105H47V104H45ZM61 105H64V107L61 106ZM186 105H187V106H186ZM226 105H227V106H226ZM11 106H12V107H11ZM17 106H16V107H17ZM30 106H31V107H30ZM60 106H61V108H59ZM165 106H166V107H165ZM185 106H186V107H185ZM185 106H184L185 109H184L183 107H181V108H183V109L185 110L184 112H187V113H188V112H192L193 109H196V110L199 109V107H196V108H195L194 105H190V104H185ZM188 106H189L188 109H189V110H192V111H189V110L187 109ZM190 106H191V107H190ZM192 106H193V107H192ZM16 107H15L14 111H15V110L17 111V110H20V109H21V110H24V108L22 109L21 106H20V107H17V108H16ZM65 107H66V108H65ZM8 108H9V109H8ZM26 108H25V109H26ZM36 108H32V109H31L33 115L35 114L34 112H36V111H34V110H36ZM166 108H167V110H166ZM171 108H172V109H171ZM191 108H192V109H191ZM59 109H60V110H59ZM63 109H64V111H63ZM10 110H11V109H10ZM21 110H20V111H21ZM29 110H26V111H29ZM47 110H46V112H47ZM171 110H172V111H171ZM180 110H182V109H180ZM196 110H194V111H196ZM11 111H12V110H11ZM33 111H34V112H33ZM54 111H57L58 114H57L56 112L54 113ZM61 111H62V112H61ZM182 111H183V110H182ZM51 112H53V113H51ZM193 113H194V112H193ZM189 114H190V113H189ZM30 115H31V114H30ZM173 116H174V115H173ZM54 117H56V116H54ZM54 117H52L53 120H56L57 118H54ZM52 122H53V123H51V122H47L48 124L45 123L44 126H47V125H49V126H53V125H54V126H57V125H58V126H63V125H64V124H62L63 122H61V125H60V122H59V124H58L57 121H52ZM56 122H57V123H56ZM32 124L34 125V124H36V123L32 122V123L27 124V126H30V125H32ZM51 124H53V125H51ZM258 125L260 126V124H258ZM259 126H253V127H255V129H253L252 126H250V127L247 126V127H249L250 130L253 129V131H252L253 133H254V130H255V131L257 130L258 132H256V133L258 134V133L260 132V130H261V127L259 128ZM153 127H155V128H157V127H160V128H167L166 126H165V127H164V126H162V127H161V126H153ZM175 127H176V129L178 128V129L180 130V127H179V126H175ZM182 127H183V126H181V129H182ZM184 127H186V126H184ZM193 127H198V126H190V128H193ZM202 127H206V126H202ZM224 127H225V126H224ZM228 127H230V126H228ZM237 127L239 128L240 126H237ZM256 127H258L259 130H258V128L256 129ZM263 127H264V126H263ZM160 128H158V129H160ZM187 128H189V127H187ZM242 128H243V127H242ZM251 128H252V129H251ZM244 129H245V130H244ZM244 129H241V130L245 131V132L241 131V132H243V136H248L249 132L246 131V126H244ZM247 130H248V128H247ZM180 131H181V130H180ZM180 131H179V132H180ZM179 132H178V133H179ZM246 132H247L248 134H247ZM261 132H262V130H261ZM244 133H245V135H244ZM250 134H251V131H250ZM254 135H255V133H254ZM254 135H251V136L253 137ZM175 136H177V134H176ZM255 136H256V135H255ZM176 138H177V141L180 140L179 137H174V139L171 140L172 142L170 141V142H171V145L174 144V145L171 146V148H174V149H175V148H178V147H179V148L182 147V145L180 144V142L178 143V142L175 140ZM232 138H233V137H231V138L227 141V143H224V142H222V141H217V142H219V143H217V142L214 143V145L216 144V147H217V145H218L217 148H218V149L220 148L221 150H224V149L229 148V147L231 146L230 148H232V149L229 151V152H231V154H229L228 152H225V154H226V158L229 157V158H230L229 160H228V158H227V159L225 158V155H223L224 153L221 154V157H220L221 160L219 159L218 156H213V158H212V155H211V151H212V150H211V148L213 147V144H211V145L209 144V145H210V146H209L210 148H209L207 143H204L203 146H202L203 148L206 147V149H208L207 151H203L202 149H199V148H201V147H198V146H194V147L188 146L191 150L187 148V149H188L187 151H188V152H189V151H190V152L193 151L192 154L188 153L189 155H188V154L186 155V157H188V160H187V158H186L185 156H180V157H178L179 155H175L174 157H176V158H177V157H178V158H181L180 160L178 159L179 161H177L176 158H174L173 156H169L168 154H166V157H165V155H162L161 157H159V159H158V156H157V157H154L155 159H156V158L158 159V160L156 159L157 161L153 160V158L151 159V163H152L153 161H154V163L157 162L158 164L155 163V165H158L159 167H161V166H163V165H164V167L167 166V164H168V160L171 159V161H169V164H168V167H169V166H170V167H169V168H168V167H165V170L168 172L167 174L171 175V176H169L170 179H171V180L169 179V184H170V188H171V190H172V193H173V192H174V193L172 194L171 192H167V191H164V192H163V189H161L160 187H158V190H157V187H154L153 190L157 191V192H156V193H158L157 195H156L155 191H152V192H150V193H148V194H145V195H146L147 197H154V198H159V197L163 198V197H166V198H164V201L162 200L163 202L161 203L162 206H164V204H165V203H168L169 200H170V198H167V197H171V200H170V201H172V199L175 198V197H174V196H175L174 194L177 193L176 197H177V196H178V197L175 198V201L173 200V202H175V204H171V203H169V204H171V207L168 206V205L166 204V205L168 206V211L170 210L169 213H168L169 216H170V214H171V211H174V212H175L176 208H177V210H176L177 214H175V216H174V214H172L171 217H170V219H171V218H174V219H171V220L169 219V220L171 221V223H172L174 226H172V224H170V222H168L169 224H167L168 226H169V225L172 226V229H173V230L171 229L172 231H170V229H168L169 227H168L166 224H165V225H166V228H167V229H165V226H164V224L162 223V221L159 222V223H161V225H160V226H161V230H158V229H160V226L158 227L157 224H156V227H158V229L154 228L155 225L152 227L153 229H150V232H151V233H152V230H153V233H154V232H157V230H158V232L161 231V234L156 233V236H157V237H159L158 235H160V236L162 237V233H163L164 236H166V238H165V237H162L164 240L161 239V242H163L165 245H163V243H161V242L159 241L161 237H159V240H158L157 237L154 238L155 240H158V243H159V244H162V245H163L162 248L159 246V247H160V251H159V249H158L159 247H155L154 250H153V248H151L150 251H147V252H146V250H145V248H144L145 246L143 245L142 248H143V250H144V253H145V252H146V253H145V254L142 253L143 256L141 257V261H140V262H143V264H146V263H147V264H155V263H156V264H158V263H159V264H167V263L169 262V260H168L167 258H169V257L171 258V257L173 256V257H172L173 259H172V258H171L172 260L170 259V264H173V263H174V264H179V262H180V264H181L182 262H183V264H186V263H187V264H189V263H190V264H193V263H192V262H194V261H193V258L197 256V257H198V261H199L201 264H205L206 262H209V263H210V262H213V260H215V259L212 260V257H210V259H209V256H211V252H212L211 248H212L213 251H214V249H215L216 247L219 248L221 245H223V246L220 247L221 250L219 249V252H218V249H215V250L217 251L218 257H221V258H217V259H218L217 264H218V263L221 264L220 262H224V263H226L225 261H227V260H228V261H227L226 264H230L231 261H229V259L232 260L233 257H234V258H233L234 261H232L231 264H232V263H233V264H234V263L236 264L237 262H238L237 264H239L240 261H241L242 264H244V262L242 261V259H243V260H244V259L246 260V258H244V257H247L249 254L252 255L253 250H252V247L250 248V245H251V244H252L251 246H253V249H254V250H255L256 247H257V250H258V251H257V250L254 251V253L256 252L257 257L259 256V258H260V255H261V254H262L261 256H263V254H264V247H263V245H261V244H262V239H263V238H261L260 235L262 234V236H264V233H261V230L264 229V228H262V227L264 226V220L262 219V218H264V216H263V215H264V214H263V208H262L263 205H264V203H263V202H264V194H263V193H264V188L261 187V185L264 186V184L261 183V182L264 183V178H263V177H264V176H263V174H264V169H260V166H261V168L264 167V161H261V162L258 161V164H257V163H255V162H253V161L251 160V158L249 159L248 156H246V154H241V152L238 153V154H239V156H238L237 153L233 152V151L236 149V147H238V144H237L236 141H234ZM231 139H232V140H231ZM174 140H175V142H174ZM231 141H232V142H231ZM170 142H169V143H170ZM173 142H174V143H173ZM221 142H222V143H221ZM229 142L232 143V144H230ZM242 142H244V141H242ZM220 143H221V147H219V146H220ZM234 143L236 144V146H235ZM245 143H246V141L244 142V144H245ZM247 143L255 144V143H257V142H255V143H254V142H247ZM229 144H230V146H229ZM176 145H178V146H176ZM179 145H181V146H179ZM204 145H206V146H204ZM223 145H225V146H223ZM232 145H233V146H232ZM239 145H240V144H239ZM249 145H250V144H249ZM249 145H246V144H245V145H244V149H245V147H246V149L249 147V150H250V146H249ZM255 145H256V144H255ZM255 145H253V146L255 147ZM156 146H157V145H156ZM156 146H155L154 148L157 150L158 147H156ZM222 146H223V147H222ZM226 146H229V147H226ZM254 147H253V148H254ZM197 148H198V150H197ZM230 148H229V149H230ZM192 149H194V150H192ZM206 149L204 148V150H206ZM229 149H228V150H229ZM244 149L242 148L243 151H244ZM246 149H245V151H246ZM196 150L199 151V152H197ZM232 150H233V151H232ZM167 151H168V150H165V152H167ZM174 152H175V151H173L172 154H174ZM200 152H201V153H200ZM167 153H168V152H167ZM170 153H171V152H170ZM197 153L200 154V155L203 154V153H210V155H209V157H208V155H207V156H205V158H203L204 156H200V155H198ZM227 153H228L229 156L227 155ZM196 154H197V156H196ZM191 155H192V156H191ZM240 155H241V156H240ZM199 156H200V157H199ZM234 156H237V157H234ZM242 156H243V158H242ZM169 157H170V158H169ZM183 157H184V158H183ZM189 157H191V158L189 159ZM193 157H195V158L193 159ZM217 157H218V158H217ZM222 157H223V158H222ZM168 158H169V159H168ZM173 158H174V160H175V159H176V160H175V161L172 160ZM197 158H198V159H197ZM216 158L219 159V161H217ZM235 158H236V159H235ZM238 158H239V159H238ZM240 158H241V159H240ZM244 158H247V160L244 159ZM263 158H264V157H263ZM143 159H144V158H143ZM161 159H164L166 162H164V160L161 161ZM183 159H184V160H183ZM185 159H186V161H189V162L187 163V162L185 161ZM195 159L198 160V161H196ZM211 159H212V160H211ZM223 159H224V160H223ZM231 159H233V160H231ZM140 160H142V158H141ZM159 160H160V161H159ZM191 160H192V162H191ZM193 160H194V161H193ZM201 160H202V161H201ZM203 160H204V161H203ZM226 160H227V163H228V161H229L230 164L228 163V165H227V163L225 162ZM235 160H238V161L241 160V161H239V163H241L242 165H243L242 162L244 161V163H245V161H246V163L244 164V165H246L245 167H249V168H251V169H249V168H245L244 165H243V166L240 165L239 163H237L238 161L235 162ZM260 160H261V159H260ZM34 161L36 162L35 164L38 165V164H37V163H38V162H37V161H38L37 157H35ZM172 161L175 163L174 166H173V165H172V166L170 165V162H171V164H172ZM176 161H177V162H176ZM184 161H185V162H184ZM208 161H209V162H208ZM214 161H215V162H214ZM221 161H222V162H221ZM233 161H234V162H233ZM74 162H75L77 168L79 169V172H80V175H81V174H82V170H80V167L78 166V165H80L79 162H78L77 160L74 161ZM178 162H181V164H182V163H183V164L186 163L187 166L181 165V164L178 163ZM194 162H196L197 164L194 163ZM198 162H200V163H198ZM206 162H207V163H206ZM252 162H253V163H252ZM262 162H263V163H262ZM177 163H178V164H177ZM191 163H192V164L194 163L192 166H193V169H194L195 172L191 171V168H190V164H191ZM203 163H204V165H203ZM211 163H212V164H211ZM213 163H214V164H213ZM216 163H217V164H216ZM225 163H226V164H225ZM231 163H232V164L234 163V164H233L234 166H233ZM236 163H237V166H238V167L235 166ZM248 163H249V165H248ZM260 163H262L263 165H262V164L260 165ZM159 164H161V165H159ZM255 164H256V166H255ZM176 165H177V166H176ZM226 165H227V166H226ZM239 165H240L241 167H240ZM250 165H251V166H250ZM252 165H253V166H252ZM258 165H259V166H258ZM158 166H157V168H158ZM192 166H191V167H192ZM195 166H196V167H195ZM203 166H204V168H203ZM220 166H221V167H220ZM223 166H224L225 169L223 168ZM225 166H226V167H225ZM228 166H230V167H228ZM257 166H258V167H257ZM175 167H176V168H175ZM188 167L190 168V170L187 169ZM194 167H195V168H194ZM232 167H234L235 170L233 171V173L230 172L231 175L228 176V174H230V173H227V172H229V170L231 171L232 169H234V168H232ZM239 167H240V168H239ZM242 167L245 168L246 172L249 171V170H251V171L246 173L245 170L243 171L244 168H242ZM256 167H257V168H256ZM61 168H62V169H61ZM184 168H185V169H184ZM196 168H197V172H196ZM208 168H209V169H208ZM213 168H214V169H213ZM219 168H220V169H219ZM222 168H223V169H222ZM252 168H254V169L252 170ZM258 168L261 170V172H258V173H257L256 170H259ZM159 169H160V168H159ZM174 169H175V170H174ZM183 169H184V170H183ZM193 169H192V170H193ZM200 169H202V170H200ZM207 169H208L209 171H210V169H211L210 173L206 171ZM215 169H218L219 172H217V170L215 171ZM247 169H249V170H247ZM172 170H173L174 172H173ZM221 170H222V171L224 170V173H222V176H219V175H221V172H222ZM237 170H239L238 173H242V172H243L242 175L239 174V175H240L239 178H237V177H238V176H237L238 173H235V172H237ZM254 170H255V171H254ZM58 171H61L62 173H64L63 175H65V174H67V173L70 174V172H68V169H67L66 167H64V166L59 167ZM170 171H172L173 173L170 172ZM180 171H182V172H180ZM185 171H186V173H185ZM199 171H200V174H198ZM202 171H205V173H203ZM226 171H227V172H226ZM240 171H242V172H240ZM178 172H179V174H178ZM206 172L208 173V176H207V177H210V178H208V179L206 178V179L208 180V182H206V184L209 185V183L211 184V182H213V183H214V186H215V188L213 189L214 192H213V190L210 191V189L213 188V185H212L213 183L210 185V186H212L211 188H209V186H207L205 183H203L202 185H204V184L206 185V186H203V187H207L206 190H204V188L201 186L200 182H198L199 184L197 183V181H201L203 177H204V179H205V174L207 175ZM211 172H212V173H211ZM170 173H171V174H170ZM184 173H185V174H184ZM188 173H189V174H188ZM190 173H191V174H190ZM194 173H196V174H194ZM202 173H203V174H202ZM213 173H214V174H213ZM225 173H226V174H225ZM244 173H245V174H248V173H249V174H248L249 177H248V176L246 177V175H245ZM253 173H254V174H253ZM262 173H263V174H262ZM167 174H165V175H162V174H161L162 176L159 175L158 177H161V178H158V179H161V180H162V178L167 179L168 176H167L166 178L164 177V176H166ZM173 174H175V176H173ZM187 174H188V175H187ZM192 174H194V176H189V175H192ZM216 174H217V175H216ZM223 174L225 175L224 178H223ZM233 174H234L236 177H233V176H234ZM243 174H244L245 177L243 176ZM251 174L254 175V177H253ZM261 174H262V175H261ZM60 175H61V174H60ZM83 175H84V174H83ZM83 175H81V176L83 177ZM178 175H181L180 178H179ZM185 175L187 176L188 179L185 178V177H186ZM196 175H197V176H196ZM202 175H203V177H202ZM211 175H212V176H211ZM215 175H216V176H215ZM226 175H227L228 177H227ZM255 175H256V176H255ZM172 176H173V177H177V176H178V180H177L176 178L172 179V178H173ZM182 176H184V177L181 178ZM214 176H215V177H214ZM218 176H219V178H221V180H220L219 178H217ZM230 176L234 178V179H232L233 181L231 180V177H230ZM241 176H243V177H241ZM258 176H259V177H258ZM261 176H263V177L261 178ZM197 177H199L200 179L198 178L199 180L196 181ZM201 177H202V178H201ZM211 177H212V179H211ZM240 177H241L242 181H241ZM251 177H252V178H251ZM256 177H257V178H256ZM189 178H190V179H189ZM213 178H214V179H213ZM215 178H216V180H215ZM227 178H228L229 181L227 180ZM236 178H237V179H236ZM245 178H246V179L248 178V179H247V182L250 180V178L252 179V180H250V181L248 182V184H250V185L247 184ZM254 178H255V179H254ZM183 179H184V180H183ZM209 179H210L211 181H209ZM217 179H218V181H217ZM256 179H257V180H256ZM258 179H259L260 181H259ZM262 179H263V180H262ZM172 180H173L174 182H173ZM175 180H176V181L181 180V182H176ZM187 180H188V181H187ZM212 180H214V181H212ZM223 180H224V181H223ZM226 180H227V182H226ZM230 180H231V181H230ZM237 180H238V182H236ZM253 180H254V181H253ZM261 180H262V181H261ZM182 181H183V184H182ZM186 181H187L188 183H187ZM190 181H192L193 184H192V182L190 183ZM222 181H223V182H222ZM234 181H235V182H234ZM172 182H173L174 184H175V183H178V184L180 183V184H179V186H178V185H173ZM219 182H220L221 184H220ZM228 182H229V186H227V185H228ZM231 182H232V183H231ZM241 182H242V183H241ZM255 182H256V183H255ZM195 183H196L197 188L194 189V187H195ZM216 183H217V184H216ZM240 183H241V185H240ZM251 183H252V184H251ZM260 183H261V184H260ZM189 184H190V186H189ZM191 184H192V188H191ZM222 184H225V185H222ZM230 184H231V185H230ZM233 184H234V185H233ZM243 184H244V186L246 185V187H244ZM253 184H254V185H253ZM255 184H256V185H255ZM86 185H87V183L85 182V188L88 189V185H87V187H86ZM181 185H182V186H181ZM186 185H187V186H186ZM174 186H175V188H174ZM188 186H189V187H188ZM216 186H217V187H216ZM221 186H222V187L225 186V187L222 188ZM230 186H232V188H231ZM234 186H237V187L239 186V187H238L239 189H238L237 187H236V188H237L238 190L235 189ZM241 186H243V187L240 188ZM257 186H258V188H257ZM177 187H178V188L180 187V188L178 189ZM184 187H186V188L184 189ZM227 187H228V188H227ZM254 187H255V188H254ZM155 188H156V189H155ZM173 188H174V190H173ZM188 188H189L190 190H188ZM217 188H218V189H217ZM221 188H222V189H221ZM225 188H227V190H226ZM230 188H231V189H230ZM243 188L245 189L244 191L247 192L246 195H245V192L243 193V190H242V192L240 191V190L243 189ZM249 188H250V189H249ZM253 188H254L255 190H257V191L255 192V190H254ZM260 188H262L263 191H262ZM160 189H161V190H160ZM176 189H177V190H176ZM191 189H192V192H193V193L191 192ZM198 189H199V191H200V189H201V191H200L201 193H198V191H197ZM207 189H208L210 192L207 191ZM216 189H217V190H216ZM248 189H249V190H248ZM159 190H160V191H159ZM180 190H181V191H180ZM186 190H187V191H186ZM193 190H195V192H194ZM221 190H222V192L226 190V191H225L226 194H224V195H226L225 197H222V196H224V195H221V193H222ZM230 190H231L232 192H231ZM235 190H236V193H235ZM258 190H259V191H258ZM169 191H170V190H169ZM176 191H177V192H176ZM183 191H184V193H185V191H186V193L184 194ZM203 191H207L208 193H207V192H203ZM215 191L218 193V195H215ZM239 191L241 192V194H243V196L240 195V192H239ZM248 191H249L250 193H249ZM141 192H142V191H141ZM159 192H160V193H159ZM161 192H162V193H161ZM165 192H167V193H165ZM188 192H189V193H188ZM211 192L214 194V195H213L214 197H212ZM220 192H221V193H220ZM227 192H229V194L232 193V194H231L232 196H234V195H236V196H234V198H233V197L230 196ZM142 193H143V192H142ZM151 193H152V194H151ZM170 193H171V194H170ZM194 193H195V194H194ZM203 193H205V194H206V193L209 194V195H207L209 198H208L205 194H203ZM237 193H239V194L237 195ZM252 193H253V194H252ZM256 193H257V195H256ZM164 194H165V195H164ZM169 194H170V196H167V195H169ZM178 194H179V195H178ZM182 194H184V195H183L184 197H181ZM189 194H190V195H189ZM197 194H198V195H197ZM222 194H223V193H222ZM258 194H259V195H258ZM260 194H263V195H262L263 198H262V197H259ZM150 195H151V196H150ZM153 195H154V196H153ZM172 195H173V196H172ZM185 195H186V196H185ZM192 195H193V196H192ZM200 195H201V196H200ZM227 195H228V196H227ZM244 195H245V196H244ZM141 196H142V195H141ZM143 196H144V193H143ZM158 196H159V197H158ZM189 196H191V197H189ZM197 196H199L200 199H198ZM216 196H219V197L217 198ZM229 196H230V197H229ZM240 196H241L242 198H241ZM249 196L252 197V199H251L252 201L249 199V198H250ZM253 196H254L255 198H253ZM172 197H173V198H172ZM185 197H186V198H185ZM187 197H188V198H187ZM193 197H194V198H193ZM202 197H203V198L207 197L208 200H207V198H206V200H205V199H201ZM210 197H211V198H210ZM221 197H222V198H221ZM235 197H236V198L238 197V198L236 199ZM239 197H240V199H239ZM244 197H246L247 200H244V199H246V198H244ZM256 197H257V198H256ZM75 198H76V197H75ZM189 198H190V199H189ZM191 198H192V199H191ZM212 198H213V199H212ZM215 198H216V200H215ZM220 198H221V199H220ZM224 198H225V199H224ZM232 198H233V200H232ZM258 198H259V199H258ZM260 198L263 200V202H262V200H261ZM166 199H168L167 202H166ZM180 199H184V201H183V200H180ZM194 199H195V201H194ZM197 199H198V200H197ZM209 199H212V202H211V200L209 201ZM229 199L231 200V202H234V203H233L234 205L237 204V203L240 204V202H241L240 200H243L244 202H243V201L241 202L242 205H241V204H240V205L237 204V205H235V206H234V205L232 206V204L229 203V202H230ZM234 199H235V200H234ZM76 200H77V199H75V201H74V200H73V201L71 200V201H69V202H68V200H66V202H64L65 200H64V201H61V204H63V202H64L63 205H64L65 207H66V206H67V207H68V206L71 207L70 210H73V212H74L73 214H74V215L71 213V211H70V213H71L70 215H72L74 219H77V218H78V215L81 216L82 213L84 214V211L82 210L83 208L80 206V205H81L80 202H78V200H77V201H76ZM191 200H193L194 202L191 201ZM199 200H200V201H201V200L203 201V203H202L201 205L199 204V203H200ZM226 200H227V202H226ZM237 200L240 201V202H238ZM258 200H259V201H258ZM260 200H261V202H262V206H261V202H260ZM176 201H177V202H176ZM185 201H186V202H185ZM188 201H189V202H188ZM197 201H198V203H197ZM205 201H206V202L208 201V203H206ZM221 201H223V205H222V202H221ZM248 201L250 202V204H251L250 206H252V209H251V207H248V206H249V202H248ZM255 201H256V202H255ZM257 201H258V202H257ZM74 202L76 203V205H77V203H79V204L77 205V207H76V205L74 204ZM90 202H91V205H92L91 207L95 208V206H94V204H93V202H92V199H91ZM178 202H179V203H178ZM180 202H181V203H180ZM184 202H185V203H184ZM191 202H193V204H192ZM195 202H196V203H195ZM218 202L220 203V205H216ZM245 202H248V203L246 204ZM72 203H73V205H72ZM163 203H164V204H163ZM214 203H215V206H214ZM227 203H228V206H230L229 204H231V206H230L229 208H228V206H227ZM252 203L254 204V206H253ZM258 203H259L260 205H259ZM43 204H45V203H43ZM43 204H42V205H43ZM182 204H183V205H182ZM185 204H187V205L189 204V205L187 206V205H185ZM194 204H196V205L199 204V205H197V206L195 205V207H194V206L192 207V205H194ZM208 204H210V206L212 205L211 207H213V208L211 209V207L209 206V209H208V208H207V207H208ZM224 204H226V206H225ZM243 204H245L246 207H245ZM255 204H257V206H256ZM37 205H38V204H37ZM45 205H46V204H45ZM71 205H72L73 207H72ZM166 205H165V207H166ZM172 205H173L174 207H173ZM179 205H180V206H179ZM202 205H203V206H202ZM206 205H207V207H205ZM238 205H239L240 207L242 206L241 208H243L244 211L240 209L241 212H240V211L238 212V209H239ZM78 206H79L81 209L78 208ZM176 206H177V207H176ZM236 206H237V207H236ZM243 206H244V207H243ZM169 207H170V208H169ZM181 207H182V208H181ZM185 207H186L187 209H186ZM191 207H192V208H191ZM216 207H217V208H216ZM220 207H221V208L225 207V208L221 210ZM235 207H236V208H235ZM256 207L258 208V210H255V209H254V208H256ZM75 208H77V209H75ZM174 208H175V209H174ZM188 208H190V209L188 210ZM194 208H195V209H194ZM203 208H204L205 210H204ZM206 208H207L208 210H207ZM218 208H219V209H218ZM230 208H231V210L228 211V209H230ZM246 208H247L248 210H247ZM257 208H256V209H257ZM67 209H68V208H67ZM164 209L166 210V213H167V207H166V208H163V211H164ZM180 209H182V210H180ZM191 209H194L195 211H196L197 209H199V212L202 210V211L200 212V213H201V217H199V216H200V213H199V214L197 213L198 210L195 212V213L197 214V215H196V214L194 213V210H191ZM213 209H214V210H213ZM226 209H227V210H226ZM232 209H233L234 211H233ZM249 209H250V210H249ZM76 210H77V211H76ZM178 210L181 212L180 214H179ZM218 210H219V211H218ZM236 210H237V212H236ZM253 210L256 211V212H254ZM182 211H183V212H182ZM203 211H204V212H203ZM205 211H207V212L209 213L208 216H207L208 213L205 212ZM210 211H212V212H210ZM216 211L219 212V213H218L219 215L217 214ZM222 211H223V213H222ZM226 211H227L228 214L225 213ZM188 212H189V213H188ZM190 212H192V213H194V215H196V217H197L196 220H193V219H195L196 217L191 213V214L194 216V218H193V216H191ZM230 212H231V213H230ZM242 212H243V213H242ZM78 213H79V214H78ZM172 213H173V212H172ZM182 213H184V214H182ZM187 213H188V214H187ZM214 213H215V214H214ZM224 213H225V215H224ZM229 213H230V214H229ZM241 213H242V215H241ZM248 213H249V214H248ZM251 213H253V214H251ZM261 213H262V214H261ZM178 214H179V215H178ZM181 214H182L183 216H185V215H187V216H185V217L181 216V217L179 218V216H180ZM210 214H211V215H210ZM243 214H244V216H243ZM245 214H247V215H245ZM76 215H77V216H76ZM198 215H199V216H198ZM205 215H206L207 218H208V217H211V218H208V219H209V220H208V219L205 217ZM212 215H213V216H212ZM220 215H221V216H220ZM226 215H227V216H226ZM228 215H230V216H232V218H234V219H233V222L230 220L231 217H229ZM237 215H239L241 218L238 216V218H239V219H238V218H237ZM74 216H76V217H74ZM173 216H174V217H173ZM188 216H190V217L188 218ZM203 216H204V218H206V219H204ZM215 216H216V217H215ZM218 216H219L220 219L222 218V219H221L222 221H221L220 223H219V220H220V219L218 218ZM222 216H223V217H222ZM224 216H225V217H224ZM250 216H251V217H250ZM260 216H262V217H260ZM176 217H178V219H180V221H179L178 219H177V220H178V221H177V220H176ZM212 217H214V218H212ZM228 217H229V218H228ZM242 217H243V219L247 220V221H245V222H247L248 225L243 226V225H244V222H243ZM244 217H246V218H244ZM257 217H258L260 220H258ZM70 218H71V217H70ZM79 218H80V217H79ZM181 218H182V219H181ZM190 218H191V219H190ZM223 218H225V219H223ZM249 218H251V220H249V221H250V224H249V221H248ZM45 219H46V218L43 217V221H45ZM85 219H86V218H85ZM200 219H201V220H200ZM218 219H219V220H218ZM240 219H241L242 221H239ZM48 220H49V219H48ZM53 220H54L53 217H52V219L49 220V221H50V222L48 223V224L50 225L49 228H46V225H45V224L43 225L44 222H42L41 227H39V228H41V229L37 228V231H39V230H40V231H39L38 233L35 232V233H36V236L39 237V233H40L41 231H42L41 233H42V234L44 233L45 236H46V235H47L46 233L48 232V230H50V233H48V234H50V235H48V236H49V237H48V240H49V241H48V245H47V246L49 247V250H50V251L47 250V252H48L49 254H50L51 252H54V251H51V250H53V248H54V249L57 248L56 244H57V242H58V241H56V238H55V235H54L55 233L53 232V227H54V225H53V223H52ZM159 220H160V219H159ZM159 220H158V221H159ZM169 220H168V221H169ZM172 220H173V221H172ZM190 220H191V223H192L193 221H194V222L196 221V223H197V221L200 220V221H199V224L204 225L203 227H204V228L206 227V230H205L203 227H201V225H200V227H198L199 225H197L196 227H198V228L195 229V227H194V226L196 225L195 223H192V224H194V225L189 226L188 224H191V223H187V222H188V221L190 222ZM204 220H207V221H204ZM216 220H218V221L215 222ZM223 220H224V221H223ZM234 220H235L236 222H234ZM84 221L89 222V219H87V220H82V219H81V221H79V222H80V223H79L80 225H83V223H85V224L83 225V228H82V229H81V227H80V225H79L78 223L74 222V223H73L74 225L72 224V227L74 226L76 229H77V227L79 226V229L77 230V231H79V232H77L76 229H74V228H73V229H74L75 231L72 230V227H71V229H70L72 232H77V236H75V239H74L75 241H73L74 244H76V245H75V246L73 245V247H74V248H77L78 250H83V248L85 249V248H86V245H85V244L87 243V241H89V242H93V244H92V243L90 244V245H92V246L94 245V243H96L95 245H97V239L95 238L96 236H94L95 234L93 233V234H94V235H93L90 231H89V234H88V231H87V230L89 229V226H91V224L87 223V225L89 224V226H87V227H88V228H87V227H86V222H84ZM186 221H187V222H186ZM227 221H228V223H230V226H231V227L229 226V224L227 223ZM237 221H239V222H237ZM82 222H83V223H82ZM183 222H184V224H183ZM205 222H207V225H206ZM223 222H224V223H223ZM241 222H242V223H241ZM256 222H257V223H256ZM259 222H260V224L257 225ZM156 223H157V222H156ZM159 223H158V224H159ZM175 223H176V226H175ZM179 223H180V224H179ZM203 223H204V224H203ZM209 223H210V224H209ZM215 223H217V225H216ZM222 223H223V224H222ZM231 223H234V224L231 225ZM236 223H238V225L235 226V227H237V228L234 227V225H235ZM262 223H263V224H262ZM76 224H77V225H76ZM162 224H163V225H162ZM208 224H209V225H208ZM211 224L214 226V228H215V225H216V228H215V229L212 228V225H211ZM214 224H215V225H214ZM224 224H225V226H224L225 229H227L226 231L224 230V227H223ZM226 224H227V225H226ZM239 224H240V226H242V229H244V231H243L242 229H240L241 227H238ZM245 224H246V223H245ZM179 225H180V226H179ZM182 225H183V227L187 226L186 228H188V230H186V228L184 229V228L182 227ZM249 225H250L249 228L246 227V226H249ZM42 226H45L44 228H46L47 231H45L44 228H43V230H44V231H43V230H42ZM51 226H52V227H51ZM171 226H170V227H171ZM177 226H179V228H177ZM208 226H209V228H211L212 230H209ZM232 226H233V230H232ZM91 227H92V226H91ZM91 227H90V230H91ZM190 227H191V230H192L193 227H194L195 230H197V229L199 230V229L201 228V230H202L203 232H202L201 230H199L200 233L198 232L199 235H198V236L196 235V237H198V238L196 239V237L194 236V235H195V233H194L195 230H193V232H192V235H193V237H192L193 239H192V240H193V241H192V242H194V244H193L192 242L190 243L191 245H193V247L189 244V245H190V246H189L190 248L188 247L189 250H186L185 247L188 246V243H187V239H185V238H187V237H185L184 235H185V232H186V233L188 232V233L190 234V232H191V231H189V230H190V229H189ZM218 227H219V228H218ZM228 227H229V228H228ZM244 227H245V228H244ZM257 227H258V228H257ZM259 227H261V228H259ZM85 228H86L87 230H86ZM163 228H164L166 231H164ZM180 228H182L180 231H181V232L184 231V232L180 233V232H179V229H180ZM220 228H221V230L225 231L226 233H223V231H221ZM222 228H223V229H222ZM238 228L240 229V230H239L240 232L238 231L239 234H236V235H235V233H234L233 231L236 232L235 229H238ZM84 229H85L86 233H85ZM100 229L104 230V228H103L102 225H100ZM155 229H156V231H154ZM177 229H178V232L176 231ZM183 229H184V230H183ZM218 229H219V230H218ZM228 229H229V230H228ZM230 229L232 230L233 234H232V232L230 231ZM245 229H246V230H245ZM249 229H250V232H251V233H250V232H247V230H249ZM257 229H260V230H257ZM51 230H52V231H51ZM162 230H163V231H162ZM185 230H186V231H185ZM208 230H209V231H208ZM214 230H215V231H214ZM217 230H218V232H219V235H220V232L222 233L220 236L223 237V238H222V237H219V235H218V241H216V240H217V237L213 236V234H214V235H215V234L217 235ZM241 230H242V231H241ZM251 230H253V231H251ZM82 231H84V232H82ZM173 231H174V232H173ZM206 231H207L208 233H206ZM210 231L212 232L211 235H210V233H209ZM255 231H256V233H257V234H255V235H257L256 238H255L254 235L251 236V234H254ZM259 231H260V233H261L260 235H258ZM80 232H81V233H80ZM166 232L170 235V238L167 237V235H166L167 233H166ZM169 232L174 233V234H171V233H169ZM176 232H177L178 235L176 234ZM195 232H196V231H195ZM201 232H202V234H201ZM215 232H216V233H215ZM228 232H229V233H228ZM230 232H231V233H230ZM242 232L245 233L244 238L246 237V238H247V241H249V243H250V238L252 237V238H251V243H250V244H249L247 241H245V242L243 241V240H246V238H245V239L243 238ZM246 232H247V234H246ZM262 232H264V230H263ZM41 233H40V234H41ZM79 233H80V234H79ZM83 233H84L85 235H87V236L85 237V236L83 235ZM103 233H104V232H103ZM151 233H150V235H151ZM153 233H152V234H153ZM165 233H166V234H165ZM179 233H180L181 235H180ZM188 233L186 234V236L189 235ZM193 233H194V234H193ZM198 233H197V234H198ZM42 234H41V235H42ZM44 234H43V235H44ZM81 234H82L83 236H82ZM90 234H91V235H90ZM175 234H176V235H175ZM204 234H206V237H207V238L204 237V236H205ZM207 234H209V235L207 236ZM231 234H232V235H231ZM248 234H249V235H248ZM51 235H52V236H51ZM169 235H168V236H169ZM171 235H172V236H171ZM179 235H180V236H179ZM224 235H225V236H224ZM226 235H227V236H226ZM229 235H231V236H229ZM234 235H235L236 239H237V237H238V241H239V239L242 237L241 242L239 241V242H240V245H238L239 242L236 241V239H234ZM237 235H238V236H237ZM239 235H240L241 237H240ZM36 236H35V234H34V237H36ZM53 236H54V237H53ZM88 236H89V237H88ZM92 236H93V238H95V239H93ZM174 236H176V237L179 236L180 238L182 237L181 240H185L186 243H187V245H186V246H182L183 243H184V244H186V243H185L184 241L179 242L180 239L178 240V237H177V240H175L176 237H174ZM190 236H191V234L189 235V238H190V239L188 238V241L191 240V237H190ZM200 236H201V238H199ZM211 236H212V237H215L216 240H214V241L211 240V238H210ZM50 237H51V238H50ZM153 237H155V233H154V236H152L151 238H153ZM184 237H185V238H184ZM194 237H195V238H194ZM249 237H250V238H249ZM77 238H78V240H77ZM91 238H92V240H91ZM174 238H175V239H174ZM202 238H203V241H202V242L204 243V241H205V243H206V244L208 243V245H205V244H204V246H203V243L201 242ZM208 238H209V239H208ZM215 238H212V239H215ZM219 238H220L221 240H224V238L227 239V240H224V242H223V244H222V242L219 243V241H221ZM259 238H260V241H261V242L258 241ZM51 239H53V241H52ZM81 239H82V240L85 239V240L82 241ZM88 239H89V240H88ZM166 239L168 240V242H167ZM194 239H196V240L199 239L200 241L198 240V241H197L198 243H196V241H195ZM204 239H206V240H204ZM229 239H230V240H229ZM254 239H256V240H254ZM257 239H258V240H257ZM76 240H77V241H76ZM94 240H96V242H94ZM165 240H166V241H165ZM171 240H173V241H171ZM174 240L176 241V247H174V245H173V244H174V243H173ZM208 240H209V241H213L214 243H212V242H208ZM252 240H254V244H256V243L258 242L259 245H258V244H257V246H256V245H253V241H252ZM263 240H264V239H263ZM50 241H51V242H50ZM85 241H86V243H85ZM228 241H229L230 243L233 242V244H230V245H233L232 247L230 246L231 249H230V248H227V247H229V246H227L228 244H226V243H228ZM235 241H236V242H235ZM242 241H243V242H242ZM255 241H257V242H255ZM49 242H50V243H49ZM53 242H54V243H53ZM89 242H88V243H89ZM169 242H171V243H169ZM177 242H179V244H178L179 246L177 245ZM189 242H190V241H189ZM217 242H218L219 244H221V245L219 246V245L217 244ZM263 242H264V241H263ZM195 243L198 244L197 247L200 246V245L202 244L203 247H202V246L199 247L200 250H201V248H202V251L198 250V248H197L196 246H195V247H196V250L194 249V248H195V247H194ZM241 243H242V245H241ZM246 243L249 244V246L247 245L248 247L245 246ZM260 243H261V244H260ZM51 244H52V245H51ZM77 244H78V246H77ZM168 244H169V247H168ZM171 244H172L173 246H171ZM211 244H212V246L210 247ZM214 244H215V245L217 244V246L215 247ZM224 244H226L227 247H225ZM263 244H264V243H263ZM53 245H54V246H53ZM83 245H85V246L82 247ZM180 245H181V246H180ZM234 245H235V246H234ZM177 246H178V247H177ZM243 246H244V247H243ZM254 246H255V248H254ZM93 247H95V246H93ZM98 247H99V246H98ZM165 247H166V248L168 247L169 249H168V248L166 249ZM179 247H180V248H179ZM181 247H184V248H181ZM206 247H207V248L210 247V249L207 250V253H208V254H206V252H205L206 249H207ZM222 247H223V249H222ZM234 247L238 248L237 250L240 251V252L236 251V248L234 249ZM242 247L244 248V250L242 249ZM245 247L248 248V249L246 250ZM260 247H261V250H263L262 252L259 250ZM95 248L97 249V246H96ZM95 248H94V250H95ZM173 248H174V249L176 248V249L174 250ZM186 248H187V247H186ZM192 248H193V249H192ZM204 248H205V249H204ZM226 248H227V249H226ZM232 248H233V250H232ZM155 249H158V252H159V253H158ZM170 249H171V250H170ZM180 249H183V250H180ZM191 249H192V250H191ZM225 249H226V250H225ZM239 249H241V250H239ZM250 249H251L252 251H251ZM152 250H153V252H152ZM162 250H163V251H162ZM164 250H166V251L164 252ZM167 250H168L169 252H168ZM172 250H174L175 252H176V250H177L178 254H179V252L182 253L183 251H184V252H185V251H188V252H190V253L193 252V251H194V252L197 251V253H196L197 255L194 254V252H193V256H192V253L190 254V253L187 252L188 254H190V255L193 257V258H192V257L190 258V255H188V254H186V253H183V255L180 254V255H182V257H184V255H185L186 259H185V258L182 259V257H180L181 260L178 262V261H177V258L175 259L174 257H178V258H179V255L177 256V254H176L174 251L172 252ZM178 250H179V251H178ZM223 250H224L225 252H224ZM228 250L231 251V253H229ZM154 251H155V252H154ZM198 251H199V252H198ZM243 251H244L245 253H243ZM248 251H249V254L246 253V252H248ZM259 251H260V252H259ZM148 252H149V253H148ZM151 252H152V253H151ZM161 252H162V253H161ZM170 252H172V254L174 253V255H172ZM202 252H203V253H202ZM227 252L229 253L228 257L226 256V255H227ZM233 252H234V253H233ZM257 252H259V253L257 254ZM150 253L153 254V256L150 255ZM154 253H156V254H154ZM166 253H167V254L170 253L169 257L166 255ZM198 253H199V254L201 253L200 256H199ZM219 253H220V254H219ZM221 253H222V254H221ZM225 253H226V254H225ZM242 253H243L244 257H242ZM49 254H48V255H49ZM51 254H52V253H51ZM53 254H58V253L56 252V253H53ZM53 254H52V255H53ZM146 254H147V255H146ZM157 254H159V256H161V254H162V256H161L162 259H161L159 256H158L159 259H158V257L154 258V256H156ZM164 254H165L167 257H165ZM204 254H205V256H204ZM223 254H224V255H223ZM230 254L233 255V256L230 257ZM238 254H239V255H238ZM240 254H241V255H240ZM144 255H145V256H144ZM163 255H164V257H163ZM171 255H172V256H171ZM175 255H176V256H175ZM206 255H207V256H206ZM246 255H247V256H246ZM251 255H250V256H251ZM140 256H141V253H140ZM150 256H151V257H150ZM187 256H188V257H187ZM201 256H203V257H201ZM224 256L227 257L228 259H226ZM239 256L241 257L240 259H239ZM250 256H248V257L250 258ZM253 256H254V254H253ZM147 257H148V258H147ZM197 257H196V258H197ZM204 257H205L207 260H206ZM222 257H223V258H222ZM257 257H255V258H257ZM142 258H143V259H142ZM144 258H147V259H144ZM149 258H151V259H149ZM152 258H154V259H152ZM187 258H188V259H187ZM249 258H248V259H249ZM156 259H157V260H156ZM189 259H190V260H189ZM200 259H201V261H200ZM202 259H204V260H202ZM217 259H216V260H217ZM220 259H223V260H225V261L220 260ZM253 259H254V258H250V259H249L250 261L247 260L248 263H247L246 261H245V263H246V264H252ZM260 259H261V258H260ZM262 259H263V260H262ZM262 259H261V264H262V261H263V264H264V256L262 257ZM145 260H146V261H145ZM159 260H161V261H159ZM163 260H164V261H163ZM167 260H168V262H167ZM174 260H175V261H174ZM183 260H184V261H183ZM194 260H197V259H194ZM205 260H206V261H205ZM208 260H209V261H208ZM211 260H212V261H211ZM219 260H220V261H219ZM236 260H237V261H236ZM156 261H157V262H156ZM171 261H172L173 263H172ZM189 261H192V262H189ZM202 261H204V262L202 263ZM93 262H95L94 264H97V262L95 261V259H93ZM93 262L91 261L90 263L93 264ZM140 262H139V264H142V263H140ZM145 262H146V263H145ZM164 262H165V263H164ZM175 262H176V263H175ZM184 262H185V263H184ZM254 262H255V263H254ZM254 262H253L254 264H260L259 261H258V259H257L256 261H255V259H254ZM90 263H89V264H90ZM197 263H198V262H197ZM200 263H198V264H200ZM209 263H207V264H209ZM241 263H240V264H241ZM137 264H138V263H137ZM168 264H169V263H168ZM194 264H196V263H194ZM222 264H223V263H222Z\"/></svg>","mask_w":264,"mask_h":264}]
</instances>
